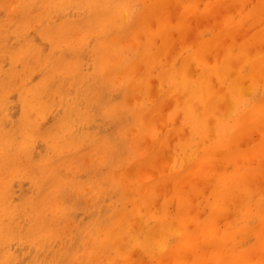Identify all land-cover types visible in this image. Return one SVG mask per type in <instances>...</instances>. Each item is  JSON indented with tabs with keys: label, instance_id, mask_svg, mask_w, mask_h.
I'll list each match as a JSON object with an SVG mask.
<instances>
[{
	"label": "bare ground",
	"instance_id": "1",
	"mask_svg": "<svg viewBox=\"0 0 264 264\" xmlns=\"http://www.w3.org/2000/svg\"><path fill=\"white\" fill-rule=\"evenodd\" d=\"M34 1V0H33ZM41 1V0H40ZM39 1V2H40ZM48 1V0H47ZM56 1V4H59V5H62V4H64V3H67L68 4V2L69 3H71V2H73V0H55ZM141 2H139L138 0H125V2L123 1V0H91L90 2H89V0H80L79 2H77V4L79 3L81 6H84L85 8V10L87 9V13H89V18L86 20V21H92V20H95L96 21V25H95V28H96V37H97V44H96V48L94 47V46H92V44H91V48H94L95 49V55H96V57L98 58L99 56L101 57L100 59L98 58H96L97 59V62H96V65L95 64H93L92 63V66L93 65H95V71L97 72V71H99V72H102V75L103 76H105V75H107V74H110L111 72H118L119 74L118 75H120L121 77H123V78H128V79H130L131 77H129V72H131V67H133L136 63H140V64H142L143 65V68L145 67V75H144V73H143V75H141V76H143V78L141 79V80H139V82L136 84V85H138L139 87H135L137 90H139V93L137 94H135V95H143L142 97H144L145 98V100H148L149 101V103H150V101L152 102V101H154V100H156V98L154 99V100H151V98H150V100L149 99H147L148 98V94H147V98L144 96L146 93H147V91L145 90L146 89V85H147V82L149 81V79L151 78L152 79V76H150V77H148L147 78V76L148 75H150V73H153L154 71L156 72V75H155V73L153 74V75H155V77H156V79H155V77H154V79H155V82L157 81L158 82V84L156 85L157 86V88H158V93L161 95V98L163 97L164 99L163 100H165V98H169V99H171V98H176L177 96H178V94L179 93H183V95L184 96H186V100H185V103H184V105H183V108H182V111H181V113L182 114H180L179 116H181L182 115V118L181 117H179V118H181L180 119V121H182L181 123H184V124H186L187 126H188V128H189V132H188V134H186V135H189L188 136V138L187 139H185L184 140V142L183 141H177L176 142V144H174V145H172V146H178V148H181L182 149V151H183V155H184V157L182 156L181 158H184L185 160H184V164H182L183 165V167H180V164H178V163H176V164H178L179 165V168H177V169H174L175 167H178V165H176L174 168L173 167H171V170H167L169 173H168V175L167 176H161V175H163V174H161V175H159V176H157L158 178L155 180L154 179V183H152L151 181H149V186L147 185V183H145V186H144V184H143V187L144 188H142V186H133V187H130V188H127V190H126V193H124V195L120 192V195H123L124 196V198H123V196H121L122 198H123V200L124 199H126L128 202H130V204H131V206L130 207H132L129 211H128V213H129V215L131 216V217H134V220L136 219V218H138V220H141L144 224H146V225H149L148 226V229L147 230H145L144 232H143V228H145V226H142V229H140V230H142V234L140 235V232L138 231V232H134V231H136L137 229H135L136 228V226H133L134 227V230H133V227H132V225L130 224V219H131V217H130V219H128V215H126L124 218H123V220H117V223H116V229H115V231H114V233H112L111 235H108V233L106 232V234L108 235V237H110V239L112 240V242H111V244L112 245H114V243H115V245H114V255H113V259L112 258H110V259H108V260H106L105 261V264H114L115 262L114 261H117V259H120V260H124V264H125V262H126V258L128 259V257L129 256H132L133 255V253L137 250V249H139L140 250V253H141V255H143L144 256V258L146 257V258H155V260H156V263L157 264H264V27H262V29L260 30V31H258V29L259 28H261V27H259V28H257V29H255L254 31H258V32H256V33H252V34H250V35H248V33L247 34H243V35H241V36H238V40H237V38H236V36L239 34V25H238V23L239 22H241V21H246V19H250V20H252L253 22H254V24L253 25H256V21H254L255 19L257 20V18H255V15L256 16H259L258 14H260V13H258L259 11H262L263 9H264V0H254L255 2L253 3V2H251L250 3V1L249 0H227V1H223V0H206V2L204 3V5H203V12H204V14L206 13V12H208V10H216V12L218 11L219 13H220V15L218 16L220 19H219V21H218V23H219V29H218V31H216V32H213V31H211L210 29V34H209V36L207 37V38H205V39H201V38H198L197 39V42H196V44L193 46V47H191L190 49H187L186 48V50H185V48H184V50H185V55H184V57L181 59V61H180V63H178L177 65L173 62V60L171 61L170 60V62H165V60L163 61V59H162V55L164 54V52L165 53H169V52H166V49H168V47H169V50L168 51H170L171 49V45H172V39H174V38H172L171 36H173L174 35V33H175V31L180 35H183L182 33H185L186 34V30H187V28H186V30H185V32H184V28H185V22H186V18L188 17V15H190V14H192V13H196V11H195V9H196V6L198 5L199 6V4L198 3H196V0H140ZM222 1V2H221ZM3 2H5V1H3ZM8 2V1H7ZM6 2V3H7ZM28 2V1H27ZM44 2V1H43ZM53 2V1H52ZM121 2L123 3V4H121ZM171 2H174V3H177L176 4V7L175 8H177V10H179V7L177 6V5H180V11H175L176 13L177 12H179L180 14L179 15H177V17H176V20H175V23H173V22H171L170 21V19L169 18H171V15L170 14H167V11H166V9H167V7H168V5L171 3ZM247 2H249V3H247ZM29 3H30V1H29ZM41 3V5H44V6H40L39 8H41L40 10H42V8L43 7H45V4L47 3L46 1L42 4V2H40ZM39 3V4H40ZM49 3H50V1H49ZM75 3H76V0H75ZM142 3V4H141ZM5 4V3H4ZM15 4V3H14ZM13 4V5H14ZM36 4H38V3H36ZM50 4H52V3H50ZM50 4H48L46 7H47V10H48V6H49V9L51 8L50 7ZM54 4V3H53ZM56 4H54V5H56ZM66 4V5H67ZM79 4H78V6H79ZM140 4V7H139V9H137V7H138V5ZM172 4V3H171ZM200 4H202V3H200ZM32 5V4H31ZM53 5V6H54ZM65 5V6H66ZM75 5V4H74ZM232 5V6H231ZM53 6H52V8H53ZM64 6V5H63ZM77 6V7H78ZM81 6H80V8H81ZM86 6H87V8H86ZM173 7L174 6V4L173 5H169V8L170 7ZM201 6V5H200ZM233 6H236V8H238L236 11H235V13H231L229 10L232 8L233 9ZM239 6V7H238ZM30 7H32V6H28V8H30ZM55 7V6H54ZM69 7V6H68ZM71 7H72V4H71ZM70 7V8H71ZM113 7L115 8V12H113V15H114V17H112V18H108V17H106V14H104V13H106V10H108L109 8H112L111 10H113ZM116 7H120V8H118V10H116ZM134 7H136V9H135V12L136 13H134L133 14V10H134ZM231 7V8H230ZM2 9L4 8L3 7V4H2V7H1ZM18 8V7H17ZM56 8V9H55ZM54 9H55V11L57 10V7H55ZM66 8V7H65ZM75 8V7H74ZM83 8V7H82ZM174 8V7H173ZM172 8V9H173ZM174 8V9H175ZM199 8L200 7H197V9L199 10ZM230 8V9H229ZM235 8V9H236ZM14 9H16V8H14ZM83 9V10H84ZM8 10V9H7ZM36 10H38V9H36ZM36 10H34V11H36ZM68 10V9H67ZM72 10V9H71ZM77 10V9H76ZM82 10V9H81ZM197 10V11H198ZM215 10L213 11V12H215ZM234 10V9H233ZM44 11H45V9H44ZM58 11V10H57ZM63 11H66V10H63ZM195 11V12H194ZM6 12V11H5ZM48 12V11H47ZM52 12H54L53 10H52ZM62 12V11H61ZM68 12V11H67ZM72 12V11H71ZM76 12V11H75ZM171 12V11H170ZM25 13H26V11H25ZM24 13V14H25ZM27 13H28V11H27ZM32 13V11L30 12V14ZM49 13H51V11L49 12ZM64 13V12H63ZM62 13V14H63ZM107 13H111V11L110 12H107ZM174 12L172 11L171 12V14H172V17L173 18H175L174 16H176V15H174L173 14ZM258 13V14H257ZM41 14V13H40ZM45 13H43V16H45L44 15ZM47 14V13H46ZM52 14V13H51ZM72 14V13H71ZM70 14V15H71ZM75 14V13H74ZM86 14V13H85ZM178 14V13H177ZM203 14V15H204ZM21 15V14H20ZM50 15V14H49ZM48 15V18L50 17V16H52L53 17V15H50L49 16ZM67 15H68V13H67ZM80 15H82V14H80ZM88 15V14H87ZM174 15V16H173ZM199 15V14H198ZM203 15H201V17L203 16ZM213 15V14H212ZM212 15H211V17H212ZM238 16V21H235L234 20V17L235 16ZM262 15V14H261ZM27 16V15H26ZM56 16V15H55ZM55 16L53 17V18H55ZM58 16V15H57ZM75 16H77V15H75ZM252 16H254V18L255 19H253V17ZM28 17V16H27ZM37 17V16H36ZM71 17V16H70ZM78 17H79V15H78ZM191 17V16H190ZM218 17H216V18H218ZM252 17V18H251ZM64 18V17H63ZM74 17H72V19H73ZM172 18V19H173ZM192 18H193V15H192ZM192 18H191V21H192ZM197 18V17H196ZM210 18V17H209ZM208 18V19H209ZM261 18L262 17H260L259 16V19H260V21H261ZM5 18H2V20H4ZM47 19V18H46ZM62 19V18H61ZM75 19H77L76 17H75ZM82 19H86V18H82ZM82 19H79L78 21H79V23H81V22H83V20ZM129 19H131V21H132V23L129 25L128 24V22L130 21ZM258 19V20H259ZM1 20V19H0ZM11 20V19H10ZM21 20V16H20V19L18 20V22ZM25 20V19H24ZM37 20H38V17H37ZM37 20H36V22H37ZM80 20H81V22H80ZM201 20V19H200ZM200 20H199V22H200ZM206 20H207V18H206ZM249 20V21H250ZM257 20V21H258ZM262 20H264V18L262 19ZM12 21V20H11ZM15 21H17V20H15ZM46 21V20H45ZM45 21H41V23L40 24H43L42 22H44V26H45ZM62 21V20H61ZM72 21H74V20H72ZM173 21V20H172ZM189 21H190V19H189ZM189 21L187 22L188 24H189ZM190 21V22H191ZM208 21V20H207ZM251 21V22H252ZM260 21H258V22H260ZM22 22V21H21ZM28 22V21H27ZM39 22V21H38ZM52 22V21H51ZM54 22H56V21H54ZM68 22H70V20L68 19ZM67 22V23H68ZM75 22H77L76 20H75ZM257 22V24H260V23H258ZM7 23H9V22H7ZM6 23V24H7ZM22 23H24L25 24V22H22ZM48 23H49V21H48ZM71 23V22H70ZM79 23H76V24H78L79 25ZM192 23V22H191ZM209 23V22H208ZM248 23V22H247ZM250 23V22H249ZM248 23V24H249ZM4 24V23H3ZM14 25H12V27L13 26H15V22L13 23ZM18 24V23H17ZM28 24V23H27ZM51 23H49V25H50ZM64 23H62V25H63ZM75 24V25H76ZM154 24V26H153V29H152V25ZM196 24V23H195ZM198 24V23H197ZM242 24H243V22H242ZM252 24V23H251ZM0 25H1V23H0ZM57 25V24H56ZM56 25L54 24L53 25V27H54V30H55V27H56ZM65 25H66V23H65ZM65 25H63L64 27H65ZM72 25H74V24H71V26ZM192 25V24H191ZM191 25H188V26H191ZM252 25V26H253ZM4 26V25H3ZM39 26V25H38ZM48 26V25H47ZM62 26V27H63ZM70 26V25H69ZM70 26V27H71ZM246 26V25H245ZM245 26H243L242 25V28H244ZM249 26V25H248ZM248 26H246V28H250V27H252L251 25H250V27H248ZM264 26V25H263ZM12 27L10 28V27H8L7 29L8 30H12ZM17 27V26H16ZM20 27V26H19ZM22 27V26H21ZM30 27H32V26H29V28ZM61 27V26H60ZM60 27H59V29H57V30H59L60 32H61V30H60ZM61 27V28H62ZM76 27H77V25H76ZM211 27V26H210ZM209 27V28H210ZM28 28V29H29ZM48 28H51V27H49L48 26ZM69 28V27H68ZM73 28H75L74 26H73ZM92 28V27H91ZM212 28H213V26H212ZM2 29V28H1ZM16 29V28H15ZM41 29H42V25H41ZM47 29V28H46ZM66 29V28H65ZM94 29V28H93ZM202 29H203V27H202ZM208 29V28H207ZM245 29V28H244ZM16 30H18V29H16ZM26 30V29H25ZM32 30V29H31ZM75 30V29H74ZM74 30H72L73 32H74ZM78 30V32L79 33H81L82 31H79V29H77ZM92 29H90V31H91ZM206 30V29H205ZM205 30H203L204 32H205ZM1 31H6V26H5V29H4V27H3V29L1 30ZM41 31H44V30H40V32ZM69 31V30H68ZM67 31V33H69ZM84 32H85V30H83ZM174 31V32H173ZM182 31V32H181ZM207 32H208V30H206ZM250 31H253V30H250ZM4 32H2V33H4ZM7 32V31H6ZM6 32L4 33L5 35H8V34H6ZM14 32V31H13ZM29 31H27V33H28ZM31 32H33V30L31 31ZM30 32V33H31ZM51 32H53L52 30H51ZM54 32H56V30L54 31ZM65 32L66 31H64V34H65ZM188 32H189V30H188ZM187 32V33H188ZM194 32V31H193ZM243 32V31H242ZM242 32H241V34H242ZM244 32H246V31H244ZM2 33H0V34H2ZM9 33H10V31H9ZM34 33V32H33ZM32 33V34H33ZM48 33H50V32H46V34L48 35ZM62 33V32H61ZM61 33H59L58 35H60ZM77 33V32H76ZM76 33H74V34H76ZM83 33V32H82ZM91 34L93 33V32H90ZM200 33V31L197 33V34H199ZM25 34H26V32H25ZM31 34V35H32ZM46 34L44 35V32H43V35L44 36H46ZM63 34V33H62ZM61 34V35H62ZM63 34V35H64ZM196 34V35H197ZM205 34V33H204ZM11 35H13V34H11ZM23 35H24V33H23ZM23 35H21V37L23 36ZM39 35V34H38ZM40 35H41V33H40ZM50 35H51V33H50ZM55 35H57V34H55ZM60 35V36H61ZM61 36V38L63 37L64 38V36ZM71 35H72V32H71ZM84 35H86V34H82L81 36H82V40H84V38H83V36ZM181 35H180V37L178 38L179 39V43H180V38H181ZM201 36H202V34H200ZM207 35V34H206ZM27 37L26 38H29L28 37V35H26ZM34 36V35H33ZM32 36V38H34ZM42 36V35H41ZM44 36L43 37H41V38H44ZM52 36H54V35H52ZM52 36H51V39H53L52 38ZM190 36H191V34H190ZM0 37H1V35H0ZM8 37V36H7ZM13 36H11L10 38H12ZM16 37H18V36H16ZM66 37H69L68 35L66 36ZM65 37V39L66 40H68V38H66ZM91 37V36H90ZM188 37V38H187ZM187 41H188V39H189V36L187 35ZM191 37H193V36H191ZM190 37V38H191ZM206 37V36H205ZM19 38V37H18ZM56 36H54V39L53 40H56V39H59V36H58V38H56ZM73 38V37H72ZM72 38H70V39H72ZM7 39V38H6ZM13 40H15L14 38H12ZM20 39V38H19ZM47 39V38H46ZM70 39H69V41H70ZM76 39H78L77 37H76ZM76 39H75V41H76ZM80 39H81V37H80ZM80 39H79V41H80ZM182 39H185L184 38V36H183V38ZM181 39V42L183 41ZM2 40V39H1ZM1 40H0V43H1ZM9 40V39H8ZM33 40V39H32ZM41 40V39H40ZM43 40V39H42ZM44 40H45V38H44ZM50 40V39H49ZM48 40V41H49ZM59 40H61V41H63L62 39H59ZM65 40V41H66ZM177 40V39H176ZM6 40H4V42H5ZM9 41H12V40H9ZM16 41H18V39L16 40ZM22 41V40H21ZM24 41V40H23ZM26 41V40H25ZM174 41V40H173ZM186 41V42H187ZM29 42H31V41H29ZM33 42V41H32ZM42 42V41H41ZM53 42V41H52ZM58 42V41H57ZM66 42H68V41H66ZM123 42H125L126 44L125 45H123L124 43ZM184 42V41H183ZM193 42V41H192ZM192 42H190V43H192ZM6 43V42H5ZM4 43V44H5ZM21 43H23V42H21ZM26 43H28V41H26ZM26 43H24V46L26 45ZM33 43H35V42H33ZM56 43V42H55ZM70 43L71 44H73V45H69V46H72V48L74 49V48H76L74 45V43H77V42H74L73 41V43H72V41H70ZM81 43V42H80ZM88 43V42H87ZM90 43H92V41H90ZM173 43H175V41L173 42ZM190 43H188V44H186V45H188V46H190L189 44ZM7 44V43H6ZM5 44V45H6ZM8 44H10V42L8 43ZM37 44V43H36ZM52 44V43H51ZM50 43L48 44V45H51ZM60 44H66V43H61L60 42ZM59 44V45H60ZM68 44V43H67ZM67 44H66V46H67ZM16 45V44H15ZM17 45H19V47H20V43L19 44H17ZM58 45V44H57ZM78 45H79V42H78ZM107 45H109V49H111V51H114V53H116L115 51L118 49V46L119 47H121L122 49H123V47L122 46H126V47H128V49H130V51L132 50V51H134L133 49H135V51H134V53H131L132 54V57L134 58V60H133V62H132V64H131V67L128 65L127 66V63H124V62H118V66H116V67H111V66H108L107 64H106V62L104 63L103 61H104V59H106V57H107V52H106V46ZM175 45V44H174ZM177 45V44H176ZM185 45V46H186ZM28 46V45H27ZM31 46V45H30ZM42 45H40V47H41ZM53 46H54V44H53ZM52 46V47H53ZM56 46V45H55ZM74 46V47H73ZM173 46V45H172ZM4 47V46H3ZM2 47V48H3ZM7 47V46H6ZM18 47V48H19ZM26 47V46H25ZM37 47V46H36ZM52 47L51 48H49V50L51 49V50H53L52 49ZM61 47V46H60ZM86 47H88L89 48V46H86ZM116 47V48H115ZM7 48H9V49H11L10 47H7ZM6 48V49H7ZM23 48V46L21 45V49ZM39 48V47H38ZM42 48V47H41ZM54 48V47H53ZM69 48H71V47H69ZM91 48H90V50H91ZM5 49V50H6ZM14 49H16V46H14ZM14 49L12 48L11 50H13L14 51ZM20 49V50H21ZM24 49V48H23ZM22 49V51H24ZM35 49V48H34ZM93 49V50H94ZM126 50V51H129V50ZM10 50V51H11ZM18 50V53H17V51H15L16 53H14V54H20L21 52H19V49H17ZM46 50V49H45ZM48 50V49H47ZM55 50V49H54ZM67 50L69 51V49L67 48ZM87 50V49H86ZM42 51V50H41ZM111 51H109L110 53H111ZM131 51V52H132ZM179 51H182V50H178V52ZM1 52V51H0ZM8 52V51H7ZM6 52V53H7ZM31 52V51H30ZM29 52V53H30ZM53 52V51H52ZM55 52V51H54ZM80 52V51H79ZM108 52V53H109ZM118 52V51H117ZM123 53H124V51H122ZM178 52H177V54H178ZM10 53H12V51L10 52ZM23 53H25V52H23ZM40 54L41 55V53H40V51L39 52H37V54ZM88 53V52H87ZM118 53H120V52H118ZM126 53V52H125ZM128 53V52H127ZM130 53V52H129ZM180 53V52H179ZM3 54H4V51H3ZM12 55V54H10V55H12L13 56V58H14V56L15 55ZM22 54V53H21ZM51 54H54V53H51ZM51 54H50V56H51ZM177 54H176V56H177ZM7 55H9V53H7ZM8 56V58L9 57H11V56ZM48 56H49V53L47 54ZM61 55V54H60ZM111 55V54H110ZM114 55V54H113ZM120 55V58L122 57L121 56V54H118V56ZM172 55V54H171ZM1 56V55H0ZM4 56V55H3ZM39 56V55H38ZM42 56H43V58L45 57V59H46V56H44V54H43V52H42ZM48 56H47V58H48ZM54 56H55V54H54ZM56 56H58L57 54H56ZM77 56V55H76ZM115 56H116V54H115ZM124 56V55H123ZM176 56H174L175 58H176ZM2 57V56H1ZM26 57H28V56H26ZM61 57H62V55H61ZM64 57V56H63ZM112 57V56H111ZM110 57V58H111ZM6 58V57H5ZM8 58H6V59H8ZM12 58V59H13ZM67 58V57H66ZM83 58V57H82ZM109 58V59H110ZM112 58H114V57H112ZM169 58V57H168ZM168 58H167V60H168ZM15 59H17V58H15ZM28 59V58H27ZM27 59H26V61H27ZM40 59V58H39ZM48 59H50V58H48ZM48 59H46V60H48ZM64 59H65V57H64ZM69 59V58H68ZM21 59H18V61L19 62H21L20 61ZM22 60L24 61V58H22ZM71 60V59H70ZM76 60V59H75ZM83 60V59H82ZM86 60H88V59H86ZM86 60H85V63H86ZM130 60V59H129ZM129 60H127V61H129ZM8 61H9V59H8ZM7 61V62H8ZM13 61H15V60H13ZM12 61V63H13V66H11V67H14V63L16 64V62H13ZM17 61V60H16ZM26 61H24V62H26ZM34 61V60H33ZM52 61V60H51ZM58 61H59V59H58ZM62 60L60 59V62H61ZM72 62H70V63H73V61L74 60H71ZM90 61V60H89ZM110 61H111V59H110ZM124 61V60H123ZM126 61V60H125ZM164 63H163V62ZM18 62V63H19ZM24 62H22V63H24ZM42 62H43V60H42ZM53 62V61H52ZM67 62H68V64H69V61L68 60H66V62L64 63V61H63V63L61 62V66H63V68H62V70H65L66 68L64 67V65H67ZM78 62V61H77ZM91 62V61H90ZM112 62H113V59H112ZM112 62H109V64L110 63H112ZM9 63H11V61H9ZM8 63V64H9ZM44 63V62H43ZM46 63V62H45ZM57 63H59V62H57ZM82 63H83V61H82ZM1 64V63H0ZM26 64V63H25ZM25 64H23L24 66H25ZM28 64H31V63H28ZM62 64H64V65H62ZM74 64V63H73ZM88 64V63H87ZM114 64V63H113ZM138 64H137V66H138ZM10 65H12V64H10ZM17 65V64H16ZM15 65V66H16ZM1 66V65H0ZM22 66V65H21ZM26 66H27V64H26ZM46 66H48V65H46ZM59 66H60V63H59ZM75 66V65H74ZM85 66V65H84ZM87 66V65H86ZM85 66V67H86ZM2 67H3V65H2ZM6 67V66H5ZM5 67H3L5 70H6V68ZM7 67H8V65H7ZM11 67H9V68H7V69H12ZM20 67V66H19ZM29 67V66H28ZM69 67V66H68ZM83 67V66H82ZM85 67H84V69H85ZM128 67H130L129 69H128ZM141 67V66H140ZM139 67V68H140ZM156 67H159V70L156 68ZM1 68V67H0ZM14 68H18V67H14ZM13 68V69H14ZM26 68V67H25ZM38 68V67H37ZM54 68V67H53ZM52 68V69H53ZM70 69H71V67H69ZM91 68V67H90ZM142 67H141V70L143 69ZM155 68H156V70H158V71H156L155 70ZM192 68H196V69H198V70H196L197 72L195 73V74H193V69ZM15 69V70H16ZM19 69V68H18ZM20 69H23V67H21ZM59 69V68H58ZM93 68H91L90 70H92ZM136 69V68H135ZM135 69H133V71H132V73L133 72H135ZM1 70H3V69H1ZM4 70V71H5ZM8 70V71H9ZM24 70V69H23ZM59 70H61V69H59ZM59 70H57L56 69V72L57 71H59ZM141 70L139 71V69L136 71V72H141ZM154 70V71H153ZM13 71V70H12ZM12 71H9V72H3L4 74H7V75H11V73H13ZM47 71V70H46ZM48 71H49V69H48ZM46 72V73H48V75H50L52 72V70L50 71L51 73H49V72ZM53 71H55V70H53ZM74 71V70H73ZM80 71V70H79ZM83 71V70H82ZM14 72H16V71H14ZM45 71H43V73H44ZM55 72V73H56ZM64 72L65 71H62V74H64ZM67 72V71H66ZM69 72V71H68ZM66 73V74H69V73ZM71 72V71H70ZM77 72V71H76ZM94 72V71H93ZM135 72V73H136ZM191 72H192V74H191ZM33 73V72H32ZM43 73L40 75V76H43ZM57 73H59V72H57ZM56 73V74H57ZM132 73H131V75H132ZM16 74H17V72H16ZM31 74V73H30ZM28 75L29 77H31V75ZM53 74V73H52ZM61 74V73H60ZM81 75H82V73H80ZM137 74V73H136ZM10 75H9V77H10ZM12 75H14V73L12 74ZM90 75H92V74H90ZM130 75V76H131ZM133 75H134V73H133ZM152 75V74H151ZM4 76V75H3ZM2 76V77H3ZM44 76H45V74H44ZM47 76V75H46ZM46 76H45V78L44 79H46ZM58 76V75H57ZM56 76V77H57ZM79 76V75H78ZM141 76L139 75V78H141ZM9 77L8 78H6V79H9ZM51 77H52V75H51ZM61 77V76H60ZM77 77V76H76ZM79 77H81L82 78V76H79ZM87 77V76H86ZM133 77V76H132ZM135 77V76H134ZM133 77V79H135ZM146 77V78H145ZM15 78V77H14ZM47 78H49V77H47ZM59 78V77H58ZM62 78V77H61ZM72 78H74V77H71V79ZM84 78V77H83ZM82 78V79H83ZM95 78V77H94ZM117 78H118V76H117ZM126 78H125V80H126ZM136 78H138V77H136ZM138 78V79H139ZM5 78H2V80H4ZM6 79H5V81H6ZM19 79V78H18ZM40 79V81H44V79L43 80H41L42 79V77L41 78H38L37 79V81ZM53 79V78H52ZM69 79V81H70V78H68ZM68 79H67V82H69L68 81ZM76 79V78H75ZM114 79V78H113ZM116 79V78H115ZM132 79V78H131ZM146 79H148L147 81H146ZM158 79V80H157ZM1 80V81H2ZM28 80H30L29 78H28ZM32 80V79H31ZM137 80V79H136ZM135 80V81H136ZM12 81V80H11ZM34 80H32V82H33ZM58 81L59 82H61L59 79H58ZM58 81H56V82H58ZM79 81H81V80H79ZM83 81V80H82ZM118 81V80H117ZM134 81V80H133ZM133 81H131V83L133 82ZM8 82H10V81H8ZM14 82V81H13ZM31 82V81H30ZM31 82V83H32ZM41 82V83H42ZM63 82V81H62ZM65 82V81H64ZM83 82H85V81H83ZM124 82V81H123ZM150 82H152V81H150ZM0 83H3V82H0ZM20 83V82H19ZM45 82H43V84H44ZM55 83V82H54ZM79 83V82H78ZM95 83H97L96 81H95ZM121 83V82H120ZM154 85H151V87H153L154 88V86H155V84L156 83H154V82H152ZM26 84V83H25ZM28 84V83H27ZM37 84H40V83H37ZM42 84V85H43ZM48 83L46 82V85H47ZM55 84H57V83H55ZM65 84H69V83H65ZM133 84V83H132ZM150 84V83H149ZM2 84H0V86H1ZM5 85V84H4ZM45 84H44V86H46ZM71 85H72V83H71ZM70 85V86H71ZM84 85V84H83ZM129 85V84H128ZM135 84H133V85H131L130 84V86H128V88L129 87H131V86H134ZM22 86V85H21ZM25 86H27V85H25ZM29 86V85H28ZM27 86V87H28ZM31 87H32V85H30ZM35 86V85H34ZM49 86V85H48ZM150 86V85H149ZM53 88L55 87L54 85L52 86ZM64 87V86H63ZM121 87H123V86H121ZM150 87V88H151ZM6 88V87H5ZM5 88H3V89H5ZM20 88V87H19ZM19 88H17V89H19ZM29 88V87H28ZM28 88H27V90H28ZM139 88V89H138ZM149 88V89H150ZM164 88V89H163ZM2 89V90H3ZM10 89H14V88H9V90ZM21 89H24V88H21ZM42 89V88H41ZM41 89H39L38 88V90H40V91H42ZM52 89V88H51ZM58 89H59V87H58ZM77 89V88H76ZM130 89V88H129ZM133 89V88H132ZM131 89V90H132ZM136 89H135V91H136ZM141 89V90H140ZM142 89H143V91H144V94L143 93H141L140 91H142ZM152 89V88H151ZM8 90V91H9ZM27 90H26V92H27ZM49 90V89H48ZM53 90V89H52ZM17 91V90H16ZM30 91V90H29ZM135 91H133V92H135ZM19 92H21V90L19 91L18 90V94H19ZM52 92V91H51ZM60 92H61V90H60ZM146 92V93H145ZM40 93H42V92H40ZM58 93V92H57ZM56 93V94H57ZM66 93V92H65ZM73 93H74V91H73ZM72 93V94H73ZM156 93V92H155ZM178 93V94H177ZM18 94H17V100H19V96H18ZM20 94H23V93H20ZM26 94V93H25ZM24 94V96H27V94H29V92H27V94L25 95ZM48 94V93H47ZM72 94H66V95H72ZM75 94V93H74ZM77 94V93H76ZM127 94V93H126ZM153 94V93H152ZM159 94H158V96H159ZM8 95V94H7ZM49 95V94H48ZM64 95V94H63ZM130 95V94H129ZM141 95H140V98H141ZM9 96V95H8ZM14 96V95H13ZM30 96H31V99H33V96L35 97V95H31L30 94ZM29 96V97H30ZM39 96V95H38ZM45 96V95H44ZM47 96V95H46ZM51 96V95H50ZM131 96V95H130ZM151 96V95H150ZM4 97V96H3ZM132 97V96H131ZM137 98L139 97V96H136ZM136 97L134 96V99L135 100H133V101H130V100H132L133 99V97H132V99L130 98V100H129V102H134L135 103V101H136V103H138V101L136 100ZM36 98V100L38 99L37 98V96L35 97ZM34 98V99H35ZM51 98H52V96H51ZM61 98V97H60ZM119 98V97H118ZM117 98V99H118ZM128 98V99H129ZM143 98V99H144ZM160 98V97H159ZM160 98V99H161ZM178 98V97H177ZM180 98H182V97H180ZM180 98H178V99H180ZM23 99V102H22V104L24 103V108L25 107H27V108H31L32 107V105H31V102H30V100L28 99V100H25V98H22ZM33 99V100H34ZM62 99V98H61ZM67 96H66V101H67ZM72 99V98H71ZM74 99V98H73ZM85 99H87V98H85ZM127 99V100H128ZM184 98H182V100H183ZM8 100H9V98H8ZM12 100V99H11ZM10 100V101H11ZM25 100V101H24ZM70 100V98L68 99V101ZM121 100V99H120ZM139 100V99H138ZM181 100V101H182ZM65 101V102H66ZM87 101V100H86ZM122 101V100H121ZM157 101V100H156ZM155 101V102H156ZM159 101V100H158ZM161 101V100H160ZM159 101V102H160ZM45 102V101H44ZM48 102H50V101H48ZM73 102H75V101H73ZM73 102H72V104H73ZM128 102V101H127ZM129 102H128V104H129ZM147 102V101H146ZM154 102V103H155ZM176 102V103H175ZM177 102H179V100L178 101H172V103H175L176 105H177ZM8 104H9V102H7ZM40 103H41V99L39 98V101L37 100V103L35 104V105H33V106H39L40 105ZM61 103H62V101H61ZM93 103V102H92ZM91 103V104H92ZM116 103V102H115ZM142 101H141V103H140V105H138L140 108H141V106H142ZM157 103V102H156ZM155 103V104H156ZM169 103V102H168ZM171 103V104H172ZM183 103V102H182ZM11 104V103H10ZM69 104V103H68ZM117 104V103H116ZM118 104H120V103H118ZM122 102H121V107H122ZM128 104H126V106L128 105ZM155 104H153V106L155 105ZM162 103H160V105H161ZM170 104V105H171ZM175 104H174V107H176V108H178V106H175ZM181 104V103H180ZM179 104V105H180ZM12 105V104H11ZM55 105H57V104H55ZM55 105H54V107H55ZM58 105H60V102L58 101ZM57 105V106H58ZM62 105H63V103H62ZM62 105H61V107H62ZM71 105V104H70ZM81 105V104H80ZM80 105H78V106H80ZM137 105V104H136ZM145 107H148L147 105H149V104H143ZM166 105V104H165ZM167 105H169V104H167ZM166 105V106H167ZM169 105V106H170ZM182 105V104H181ZM23 106V105H22ZM31 106V107H30ZM42 106V105H41ZM40 106V107H41ZM53 106V105H52ZM82 106V105H81ZM112 106H113V104H112ZM129 106H131V104H129L128 105V107ZM135 106V105H134ZM133 106V107H134ZM151 106H152V104H151ZM158 107V105L156 104L155 105V108H153V109H156L157 107ZM165 106V107H166ZM169 106H167V109H168V107ZM5 107V106H4ZM7 107H9V106H7ZM6 107V108H7ZM40 107H38V108H40ZM64 107H65V105H64ZM83 107V106H82ZM106 107V106H105ZM104 107V108H105ZM117 107H119V105L117 106ZM117 107H115L116 109H117ZM128 107H127V109H128ZM132 107V108H133ZM137 109L133 112V116H134V118L135 119H137V123H138V125H139V127H140V132H139V136H141V135H148V138L150 137V139H152V137H153V134H156L155 132H154V125H153V123H152V118L150 117V116H147L146 114L148 113H146V111H145V114L141 111L140 112V109H139V107H137V106H135ZM171 107V106H170ZM174 107H172L173 108V110L175 109ZM23 108V107H22ZM36 108V107H35ZM35 108L33 107V110H31V111H34L35 110ZM38 108H37V112H39L38 111ZM41 108H44V107H41ZM40 108V109H41ZM46 108V107H45ZM67 108V107H66ZM120 108V107H119ZM131 108V109H132ZM151 108V107H150ZM149 108V109H150ZM180 109H181V107H179ZM20 109H21V107H20ZM50 109L51 108H49V110L48 111H50ZM114 109V108H113ZM121 109V108H120ZM135 109V108H134ZM149 109H147V110H149ZM158 110L160 109V108H157ZM156 109V110H157ZM162 109V108H161ZM164 109H166V108H164ZM170 109V108H169ZM6 110V109H5ZM5 110H3V111H5ZM22 110H24V109H22ZM56 110L59 112V108H56ZM103 110V109H102ZM115 110V109H114ZM113 110V111H114ZM129 110V109H128ZM179 110V109H178ZM7 111V110H6ZM21 111V110H20ZM19 111V112H20ZM36 111H34V112H36ZM46 111V110H45ZM66 111V110H65ZM64 111V112H65ZM122 111V110H121ZM120 111V112H121ZM151 111V110H150ZM167 111V110H166ZM166 111H163V113L164 112H166ZM176 111V110H175ZM10 113V112H9ZM21 113H22V111H21ZM19 114L20 115V119H21V116H23V119H21V121L22 120H24V121H22L23 123L25 122V120L26 119H24V117L25 118H28V117H26L25 115H22V114ZM53 113H55V109H54V111H53ZM71 113V112H70ZM115 113H117L116 111L114 112V114ZM162 113V112H161ZM162 113V114H163ZM170 113V112H169ZM176 114L177 115V113L176 112H173L172 114ZM178 113H179V111H178ZM7 114V113H6ZM16 114V113H15ZM14 114V115H15ZM30 114V113H29ZM35 114V113H34ZM38 114V113H37ZM44 114V111H43V113H42V111H41V115H43ZM50 114H52V113H50ZM75 114V113H74ZM131 114V113H130ZM11 115V114H10ZM17 115V114H16ZM77 115V114H76ZM116 115L118 116V113L117 114H115L114 116L116 117ZM122 115V114H121ZM124 115V114H123ZM171 115V114H170ZM9 116V115H8ZM55 116V115H54ZM71 116H73V115H71ZM95 116V115H94ZM113 116V117H114ZM127 116H128V114H127ZM126 116V117H127ZM156 116H159L158 114H156L154 117H156ZM166 116V115H165ZM175 115H173V117H174ZM14 117H16V116H14ZM44 117V116H43ZM42 116H40V121L42 120V119H44ZM47 117V116H46ZM85 117V116H84ZM123 117V116H122ZM172 117V115L170 116V118ZM173 117H172V119H173ZM32 118V117H31ZM33 118H34V116H33ZM36 118V117H35ZM64 118H66V117H64ZM120 118V117H119ZM128 118H129V116H128ZM127 118V119H128ZM132 118V117H131ZM159 118H161V117H159ZM169 118V117H168ZM175 118V117H174ZM96 119V118H95ZM114 119V118H113ZM155 119V118H154ZM164 119V118H163ZM176 119H177V116H176ZM19 120V119H18ZM33 120V119H32ZM35 120V119H34ZM38 120V121H39ZM64 120V119H63ZM129 120V119H128ZM168 120H170V119H168ZM167 120V121H168ZM98 121H100L99 119H98ZM166 121V122H167ZM174 121V120H173ZM179 121V122H180ZM11 122H14V121H11ZM17 122V121H16ZM15 122V123H16ZM28 122H30V120L28 121ZM54 122V121H53ZM58 122V121H57ZM96 122V121H95ZM170 122H172V121H170ZM178 122V123H179ZM25 123H27V122H25ZM37 123V122H36ZM52 123V122H51ZM56 123V121L54 122V123H52V124H55ZM131 123V122H130ZM133 123H134V120H133ZM155 123V122H154ZM168 123H169V121H168ZM181 123H179L180 125H181ZM45 124H48V122L47 123H45ZM49 124H50V121H49ZM58 124V123H57ZM98 124V123H97ZM135 124V123H134ZM134 124H133V126H134ZM160 124V123H159ZM21 125V124H20ZM86 125V124H85ZM137 124L133 127L132 126V124H131V126H130V124L127 126V127H132L133 129H134V132H135V129H136V127L138 126ZM157 125V124H156ZM8 126V125H7ZM19 126V125H18ZM22 126H24V124L22 125ZM45 126H47V125H45ZM61 126V125H60ZM81 126H82V124H81ZM98 126V125H97ZM160 126H161V124H160ZM173 126V125H172ZM42 127V126H41ZM48 127H49V125H48ZM56 127V126H55ZM78 127V126H77ZM102 127V126H101ZM126 127V128H127ZM157 127V126H156ZM169 127L170 126H168L167 127V129H169ZM181 127V126H180ZM184 127H186L185 125H184ZM2 128V127H1ZM6 128V127H5ZM19 128V127H18ZM27 128V127H26ZM43 128V127H42ZM91 128V127H90ZM106 128V127H105ZM115 128H117L116 126H115ZM115 128H114V130H115ZM126 128H124L123 130H125ZM187 128V127H186ZM45 129H47V127L45 128L44 127V130ZM55 129V128H54ZM53 129V130H54ZM72 129V128H71ZM85 129H86V127H85ZM95 129V128H94ZM96 129H97V127H96ZM118 129V128H117ZM166 129V128H165ZM166 129V130H167ZM178 129V128H177ZM182 129V128H181ZM27 130V129H26ZM43 130V129H42ZM48 130H50L49 128H48ZM63 130V129H62ZM79 130H81V129H78L77 131H79ZM103 130H105L104 128H103ZM122 130V131H123ZM126 130H128V128L126 129ZM156 130V129H155ZM176 130V129H175ZM183 130V129H182ZM181 130V131H182ZM10 131V130H9ZM16 131V130H15ZM32 131V130H31ZM39 131V130H38ZM75 131V130H74ZM73 131V132H74ZM76 131V132H77ZM131 131V130H130ZM160 132H161V129L159 130ZM159 131H157L156 130V132H159ZM168 131V130H167ZM180 131V130H179ZM178 131V132H179ZM185 131H186V129H185ZM1 132H3V130L1 131ZM28 133H29V130L27 131ZM36 132V131H35ZM42 132V131H41ZM41 132H38V133H41ZM47 132V131H46ZM51 130H50V134H51ZM83 132V131H82ZM101 132H103V131H101ZM113 132V131H112ZM127 132V131H126ZM126 132H125V134H126ZM170 133L172 132V130L171 131H169ZM177 132V133H178ZM182 132H184V131H182ZM19 133V132H18ZM22 134L24 133L25 134V132L23 131V132H21ZM47 133H49V131L47 132ZM54 133V132H53ZM52 133V135H54ZM56 133V132H55ZM79 133V132H78ZM84 133V132H83ZM82 133V134H83ZM94 133V132H93ZM128 134H130L129 132H127ZM133 133V132H132ZM162 133V132H161ZM168 133V132H167ZM186 133H187V131H186ZM1 134V133H0ZM60 134V133H59ZM81 134V135H82ZM108 134V133H107ZM118 134V133H117ZM174 134H175V132H174ZM173 134V135H174ZM1 135H3V134H1ZM12 135H14V134H12ZM16 135H18V134H16ZM32 135H34V133L32 134ZM32 135H31V137H32ZM52 135H50V138L52 137ZM96 135V134H95ZM94 135V136H95ZM106 135V134H105ZM137 135V134H136ZM135 135V136H136ZM165 135V130H164V133H163V136ZM170 135V134H169ZM168 135V136H169ZM182 135V134H181ZM20 136H22L21 134H19V138H20ZM24 136V135H23ZM35 137H36V135H34ZM37 136H39L40 137V135L38 134ZM127 136V135H126ZM133 135L131 134L129 137L131 138ZM156 136H157V134H156ZM178 136H180V135H178ZM182 136H184V134L182 135ZM1 137V136H0ZM17 137V136H16ZM30 137V136H29ZM34 137V138H35ZM47 137V134L45 135V137H43V139L42 140H44V143L46 144V140L48 139H45ZM85 137V136H84ZM134 137V136H133ZM137 137V136H136ZM171 137H173V139H174V137L175 136H171ZM177 137V136H176ZM175 137V138H176ZM185 137H187V136H185ZM38 138V137H37ZM49 138V139H50ZM79 138H80V136H79ZM82 138V137H81ZM127 138V137H126ZM140 138H142V137H140ZM153 138H155V137H153ZM158 138H161V140H162V138H164V137H158ZM157 138V139H158ZM169 138V137H168ZM181 138H183V137H181ZM180 138V139H181ZM4 139V138H3ZM22 138H20V140H21ZM52 139V142H53V137L51 138ZM50 139V140H51ZM56 139V138H55ZM125 139V138H124ZM134 139H135V137H134ZM145 139V138H144ZM147 139V138H146ZM178 139H179V137H178ZM2 140V139H1ZM6 140V139H5ZM5 140H3L4 142H5ZM36 140V139H35ZM49 140V141H50ZM69 140V139H68ZM123 140V139H122ZM130 140L131 139H129V143H130ZM140 140V139H139ZM171 140V138L169 139V141ZM175 140V139H174ZM174 140H172V141H174ZM176 140H177V138H176ZM48 141V142H49ZM142 141V140H141ZM151 141V140H150ZM149 141V142H150ZM12 142H14V140L12 141ZM42 141H40V143H41ZM59 142V143H58ZM57 143L60 145V142L61 141H58ZM126 142V141H125ZM124 142V143H125ZM148 142V143H149ZM163 142V141H162ZM10 143V142H9ZM35 143V142H34ZM33 143V144H34ZM120 143H122V141L120 142ZM129 143H127V145L129 144ZM153 143V142H152ZM160 144V140L159 141H157L156 142V144ZM165 143H167V141L165 142ZM2 144V143H1ZM21 144H22V142L20 141V146H21ZM97 145L99 144V142L97 141V143H96ZM133 144H135L136 146H137V144L138 143H133ZM155 144V145H156ZM172 144V143H171ZM15 145V144H14ZM17 145H19V141H18V143H17ZM17 145H15L13 148H15V150L17 151L18 150V152H19V150H20V148L23 146V144H22V146L21 147H18ZM28 145V144H27ZM41 145H43V143H41L40 144V146ZM52 145V144H51ZM120 145V144H119ZM126 145V146H127ZM140 145V144H139ZM8 146V145H7ZM9 146H10V144H9ZM12 146H13V144H12ZM39 146V147H40ZM46 145H44V147H45ZM52 146H54V144L52 145ZM105 146V145H104ZM129 146V145H128ZM128 146L126 147V148H128ZM143 145H141V147H139L140 148V151L144 148V146L142 147ZM157 146V145H156ZM161 146H163V144L161 145ZM160 146V147H161ZM164 146H165V150H166V146L167 145H165L164 144ZM2 147H3V145H2ZM18 147V148H17ZM24 147V146H23ZM22 147V148H23ZM48 147V146H47ZM95 147H97V146H95ZM150 147H152V146H150ZM158 147V146H157ZM159 147V148H160ZM7 148V147H6ZM33 148H34V146H33ZM46 148V147H45ZM44 148V149H45ZM131 148V147H130ZM134 147H132V149H133ZM142 148V149H141ZM162 148V147H161ZM176 148V147H175ZM2 148L0 147V150H1ZM11 149V148H10ZM24 149V148H23ZM22 149V150H23ZM26 149H28V148H26ZM32 148H30V150H31ZM43 149V150H44ZM47 149H49V147L47 148ZM46 149V151H47V153H48V150ZM103 149V148H102ZM104 149H105V147H104ZM146 149V148H145ZM144 149V150H145ZM173 149H174V147H173ZM190 149V152H187L188 150ZM25 150V149H24ZM36 150V149H35ZM39 150V149H38ZM82 150V149H81ZM126 150V149H125ZM129 149H127V151H128ZM135 150H137L136 149V147H135ZM148 150V149H147ZM157 150H159V149H157ZM165 150L163 149V150H161V151H163V152H165ZM170 150V149H169ZM168 150V152H170V154L172 153V151H169ZM3 151V150H2ZM7 151V150H6ZM12 151V150H11ZM14 152V154L13 155H15V153H17V152ZM29 151V150H28ZM45 151V152H46ZM50 151V150H49ZM56 151H57V149H56ZM90 151H92V149H90ZM89 151V152H90ZM96 151V150H95ZM104 152H105V150H103ZM119 151V150H118ZM160 151V152H161ZM177 151H178V149H177ZM179 151H180V149H179ZM30 152V151H29ZM100 151H97V152H95V153H99ZM130 152H132V150L130 151ZM139 151H137V153H138ZM142 152V151H141ZM141 152H140V154H141ZM160 152H158L157 151V153H159L160 154ZM174 152V151H173ZM9 153V152H8ZM8 153H6V154H8ZM12 153H13V151H12ZM11 153V154H12ZM33 153L35 154V152L33 151ZM42 153V152H41ZM103 153V152H102ZM101 153V154H102ZM120 154H122V153H124V150L122 151V153L121 152H119ZM126 153V152H125ZM125 153H124V155H125ZM128 153H129V151H128ZM156 153V154H157ZM167 153V152H166ZM177 153V152H176ZM179 153V152H178ZM181 153V152H180ZM0 154H1V151H0ZM5 154V155H6ZM28 154H30V153H28ZM32 154V153H31ZM33 154V155H34ZM134 153L132 152V155H133ZM139 154V153H138ZM168 154V153H167ZM192 154H195L197 157H195L194 159H192ZM2 155H3V153L0 155V160L3 158L2 157ZM5 155H3V156H5ZM18 155V154H17ZM16 155V156H17ZM26 155V154H25ZM39 155H40V153H39ZM54 154L51 152V156H53ZM55 155H56V153H55ZM80 155V154H79ZM86 155V154H85ZM104 155V154H103ZM123 155V156H124ZM132 155L129 157V158H126V160L125 161H127V159H133L132 158ZM135 155V154H134ZM164 155V154H163ZM177 155V154H176ZM182 155V154H181ZM10 156V155H9ZM24 156V155H23ZM64 156H65V154H64ZM70 157H71V155H69ZM68 156V158H70ZM75 156H78V155H75ZM89 157L88 158H90V155H88ZM93 156V155H92ZM96 156H98V154L96 155ZM95 156V157H96ZM99 156H100V154H99ZM98 156V157H99ZM113 156V155H112ZM141 156H143V155H141ZM167 157H168V155H166ZM180 155H178V156H176L177 158L179 157ZM7 157H8V155H7ZM7 157H4L3 159L4 160H6V158ZM14 158H15V156H13ZM13 157H12V155L9 157V159L10 158H12L13 159ZM36 157V156H35ZM125 157H127V154H126V156ZM157 158H158V155L156 156ZM156 157L154 158V159H156ZM163 157V156H162ZM171 157V156H170ZM42 158V157H41ZM50 158V157H49ZM81 158V157H80ZM79 158V159H80ZM87 158V157H86ZM87 158V159H88ZM97 158V157H96ZM112 159H114L113 157H111ZM120 158V157H119ZM141 158V157H140ZM169 158V157H168ZM174 158H175V156H173V161H174ZM180 158V159H181ZM2 159V160H3ZM8 159V158H7ZM19 159L20 158H18V161H19ZM46 159V158H45ZM44 159V160H45ZM54 159V158H53ZM78 159V160H79ZM99 158H97L96 159V163L97 164H100V160H98ZM123 159H125V158H123ZM137 159V158H136ZM135 159V160H136ZM150 158H146V160H149ZM159 159V158H158ZM164 159L166 160V157H164ZM176 159V158H175ZM189 159H191V161L189 162ZM11 160V159H10ZM14 160V159H13ZM30 160V159H29ZM83 160H84V158H83ZM98 160V161H97ZM110 160V159H109ZM164 160V161H165ZM169 160H170V158H169ZM15 161V160H14ZM13 161V162H14ZM47 160H45V161H43V162H46ZM48 161H50L48 164L50 165L51 164V160L49 159ZM58 161H60V158H59V160L57 159V162ZM93 162V161H91V159H88V162ZM102 161V160H101ZM116 161V160H115ZM119 161V166L121 165L120 164V160H118ZM160 161H162V159L161 160H159V162ZM171 161V160H170ZM176 161V160H175ZM182 161V160H181ZM1 162H3V161H1ZM10 161H8V163H9ZM23 162V161H22ZM30 162V161H29ZM35 162V160L33 161V163ZM39 163H41L40 161H38ZM37 162V163H38ZM54 162V161H53ZM52 162V163H53ZM76 163H77V159H76V161H75ZM86 162H87V160H86ZM95 162H93V163H95ZM99 162V163H98ZM106 162V161H105ZM158 162V161H157ZM158 162V163H159ZM168 161H166V163H167ZM179 162H180V160H179ZM5 163V162H4ZM16 163H17V161H16ZM15 163V164H16ZM65 163H66V161H65ZM85 163V162H84ZM112 163V162H111ZM117 163V162H116ZM130 163H132V162H130ZM150 163H151V160H150ZM157 163V164H158ZM161 163H163V165H164V162L162 161V162H160V164ZM174 163V162H173ZM21 164V163H20ZM27 164H28V162H27ZM30 164H32V163H30ZM79 164H81V161H79ZM89 164V163H88ZM123 164V163H122ZM125 164H126V162H125ZM156 163H155V165H157ZM170 164H172V161L170 162ZM48 165V166H49ZM60 165V164H59ZM72 165V164H71ZM129 165L130 164H128L127 165V167H129ZM155 165H153V166H155ZM159 165V164H158ZM157 165V166H158ZM173 165V164H172ZM7 166V165H6ZM14 166V165H13ZM22 166H24L23 165V163H22ZM39 166V165H38ZM44 165H42V167H43ZM46 166H47V164H46ZM51 166V165H50ZM91 166H93V165H90V166H88L87 165V167H88V169H90L91 168ZM96 166V165H95ZM97 166H99V165H97ZM141 166H142V162H136V164L134 163L133 164V166H131V168L130 169H128V170H130L129 172H131L132 173V175H130L129 174V180H131V181H137V174H138V170H139V168H141ZM156 166V167H157ZM167 166L169 167V163L167 164ZM166 166V164H165V168L167 167ZM10 167V166H9ZM64 167V166H63ZM80 167H82V165H80ZM87 167H84V169L85 170H87ZM109 167H110V165H109ZM108 167V168H109ZM124 166H122V168H123ZM159 167H161L160 165H159ZM4 168V167H3ZM11 168V167H10ZM9 168V169H10ZM13 168V167H12ZM11 168V169H12ZM15 168V167H14ZM18 168H23V167H19V165H18ZM30 168V167H29ZM33 168V167H32ZM37 168V167H36ZM39 168V167H38ZM37 168V169H38ZM47 168H49V167H47ZM51 168H52V166H51ZM60 168H61V166H60ZM78 168H79V165H78ZM107 168V169H108ZM113 168V167H112ZM155 168V167H154ZM162 168H164V167H162ZM164 168V169H165ZM5 169V168H4ZM25 169V168H24ZM24 169H22V170H24ZM40 170H41V168H39ZM45 168H43V170H44ZM83 169V168H82ZM81 169V170H82ZM98 169V168H97ZM110 169V168H109ZM125 169V168H124ZM123 169V170H124ZM144 169V168H143ZM141 170V172L142 171H144V170ZM158 170V169H160V168H155V170ZM166 169H169V168H166ZM173 169V170H172ZM22 170H20V171H22ZM68 170V169H67ZM67 170H65V171H67ZM71 170V169H70ZM81 170H80V172H81ZM93 170H94V167H93ZM118 170H120V169H118ZM117 170V171H118ZM161 170V169H160ZM17 171V170H16ZM27 171H29V170H27ZM37 171V170H36ZM42 171V170H41ZM48 171V170H47ZM47 171L45 172V170H44V173H47ZM49 171H50V168H49ZM73 171V170H72ZM79 171V170H78ZM99 171V170H98ZM109 170H107V172L103 175L104 176V179H105V175H107V177L108 178H110V179H107V180H109V182L111 183V177H109L110 176V174L111 173H109L108 172ZM145 171H146V169H145ZM145 171H144V173L143 174H145ZM150 171H151V168H150ZM149 171V172H150ZM40 172V171H39ZM51 172H52V169H51ZM57 172H58V170H57ZM71 172V171H70ZM82 172H83V170H82ZM86 172V171H85ZM97 172V171H96ZM103 172V171H102ZM115 172V170L113 171V173ZM141 172H140V175H141ZM147 173H148V171H146ZM160 171H158V173H159ZM3 173V172H2ZM2 173H0V174H2ZM68 173H69V171H68ZM72 173V172H71ZM75 173V172H74ZM74 173L72 174L73 176H74ZM91 173V172H90ZM118 173V172H117ZM120 173V172H119ZM153 173H155V172H151V173H149V174H147V175H149V177H151L152 176V174ZM164 173H166V170H165V172ZM4 174V173H3ZM49 174V173H48ZM47 174V175H48ZM56 174V173H55ZM54 174V175H55ZM58 174V173H57ZM60 174H62L61 172H60ZM64 174V173H63ZM62 174V175H63ZM81 174V173H80ZM87 174V173H86ZM151 174V175H150ZM31 175V174H30ZM40 175V174H39ZM52 175V174H51ZM65 175V174H64ZM63 175V176H64ZM71 175V177H73ZM85 175V174H84ZM91 175H92V173H91ZM109 175V176H108ZM115 175V174H114ZM118 174H116V176L115 177H121V176H117ZM165 175V174H164ZM33 176V175H32ZM59 176V175H58ZM66 176H68V175H66ZM86 176V175H85ZM93 176V175H92ZM97 176H100V174L98 173V175ZM97 176H95V177H97ZM142 176V175H141ZM153 176H155V174L153 175ZM0 177H2L1 175H0ZM65 177V176H64ZM69 177V176H68ZM76 177H77V174H76ZM95 177L93 178V179H95ZM115 177L113 178V179H115ZM26 178V177H25ZM74 178V177H73ZM78 178V177H77ZM81 178V177H80ZM132 178H134V179H132ZM139 178V177H138ZM3 179V178H2ZM10 179L11 178H9L8 180L10 181ZM21 179V178H20ZM23 179H24V177H23ZM28 181H29V179L28 178H26ZM25 179V180H26ZM54 181L56 180L57 181V178L56 179H54V178H52ZM59 179V178H58ZM64 179V178H63ZM65 179H66V177H65ZM64 179V180H65ZM71 179V178H70ZM85 179H86V177H85ZM84 179V180H85ZM91 179V178H90ZM99 179V178H98ZM103 179V180H104ZM121 179V178H120ZM141 179H143V178H141ZM145 179V178H144ZM147 179V178H146ZM148 179H150V178H148ZM7 180V179H6ZM64 180H63V182H64ZM68 180H69V178H68ZM80 180V179H79ZM92 180V179H91ZM96 180H97V178H96ZM107 180H105V183H107ZM52 181V180H51ZM52 182V183H54L55 184V186L53 185V187L52 186H50L51 187V189L52 188H55L56 187V182ZM70 181V180H69ZM74 181V180H73ZM72 181V182H73ZM98 181V180H97ZM101 181V180H100ZM99 181V182H100ZM3 182H5L4 180H3ZM11 182H13V181H11ZM18 182V181H17ZM20 182V181H19ZM19 182H18V184L17 185H19ZM31 182V181H30ZM36 182L37 181H35L34 183L36 184ZM59 182V181H58ZM57 182V183H58ZM71 182V183H72ZM81 182H83L82 180H81ZM85 182V181H84ZM87 182V181H86ZM92 181H90V182H88L89 184H88V186H90ZM96 182V181H95ZM99 182H97L96 184H99ZM104 182V181H103ZM116 182H117V180H116ZM121 182V181H120ZM141 182H144V180L142 181L141 180ZM151 182V183H150ZM7 183H8V181H7ZM21 183V182H20ZM44 183V182H43ZM49 183H51V182H49ZM60 183V182H59ZM69 182H67V184H68ZM71 183H69V184H71ZM77 183H80V182H77ZM77 183H75V184H77ZM101 183V182H100ZM104 183V184H105ZM113 183V182H112ZM118 183V182H117ZM122 183V182H121ZM126 183H127V180H126ZM138 183H140V180L138 181ZM9 184V183H8ZM31 184H32V182H31ZM30 184V186H32L33 187V185H31ZM38 184V186H39V183H37ZM37 184H36V186H37ZM96 184H95V186H96ZM137 184V183H136ZM0 185H4L3 183L2 184H0ZM46 185H48V183L46 184ZM58 185V184H57ZM62 185L63 184H60V186H61V188H62ZM100 185V184H99ZM114 185V184H113ZM118 185V184H117ZM116 185V186H117ZM126 185H128V184H126ZM158 185H161V186H165L167 189H168V191H167V194L166 193H164L163 192V194H166V196L165 197H163V199H161L160 201L162 202L161 204H159V208H157V209H159V213H158V216H156V214L157 213H154V214H152V213H150V209L149 208H151V205H152V202H153V199H155L154 197H156V189H154L155 188V186H158ZM6 187H7V184L5 185ZM4 186V187H5ZM11 185H9V187H10ZM35 186V185H34ZM59 186V185H58ZM65 186H66V184H65ZM72 186V185H71ZM74 186V185H73ZM86 186V185H85ZM87 186V187H88ZM101 187H102V185H100ZM106 186H107V184H106ZM119 186V185H118ZM129 186V185H128ZM131 186V185H130ZM3 186L1 187V188H4ZM19 187V192H20V186H18ZM18 187H16V188H18ZM63 187H64V185H63ZM81 187V186H80ZM80 187H79V189H80ZM101 187H99V188H101ZM123 187V186H122ZM127 187V186H126ZM159 187V186H158ZM0 188V189H1ZM13 187H11V189H12ZM22 188H24L23 186H22ZM21 188V189H22ZM28 188V187H27ZM27 188H26V191H24V192H27ZM31 188V187H30ZM38 189H39V187H37ZM44 188V187H43ZM67 188V187H66ZM91 188V187H90ZM94 188L95 187H93L92 189H93V191H94ZM157 188V187H156ZM9 189V188H8ZM10 189V190H11ZM41 189V188H40ZM46 189H47V187H46ZM78 189V188H77ZM83 189H84V186H83ZM109 189H112V187L110 188L109 187ZM113 189H117V187L115 188V185H114V188ZM120 190H121V188H119ZM118 189V190H119ZM124 190H125V187L123 188ZM159 188H157V190H158ZM162 189V190H161ZM161 189H159L160 190V192H159V194L161 195V192L164 190V188H161ZM9 190V191H10ZM30 190V189H29ZM43 190V189H42ZM61 190V189H60ZM73 190H74V188H73ZM81 190V189H80ZM89 190V189H88ZM87 190V191H88ZM96 190H97V187H96ZM107 190V189H106ZM119 190V191H120ZM4 191V190H3ZM3 191H1L2 192V197H4L3 196V194H4V192ZM12 191V190H11ZM14 191V190H13ZM12 191V192H13ZM34 191V190H33ZM53 191H54V193H55V190H52V192H51V190L49 191L48 190V193H50L51 192V194L53 193ZM66 191V190H65ZM64 191V192H65ZM69 191H70V189H69ZM85 191H86V189H85ZM87 191H86V193H84V194H89V193H87ZM90 191V190H89ZM93 191H90V193L92 192V194H93ZM99 191V190H98ZM103 191V190H102ZM116 191V190H115ZM165 191V190H164ZM0 192V193H1ZM30 192V191H29ZM28 192V193H29ZM35 192V191H34ZM39 192V191H38ZM43 192V191H42ZM56 192H57V190H56ZM72 192V191H71ZM70 192V193H71ZM81 192V191H80ZM124 192V191H123ZM18 193V192H17ZM32 193V192H31ZM46 193H47V191H46ZM59 193V192H58ZM67 193H68V191H67ZM109 193H110V190H109ZM7 194V193H6ZM8 194H10L9 195V197H6V199H8V198H12L13 196H11V192H9ZM15 194V193H14ZM27 193H24V195H23V193H22V201H23V198H24V200L25 199H29V198H31V196H29L28 198L25 196ZM64 194H66V193H64ZM101 194V196H102V193H100ZM108 194V193H107ZM112 194V193H111ZM115 194H116V192H115ZM28 195V194H27ZM29 195H31V194H29ZM40 195H41V193H40ZM47 195H49V194H47ZM56 195V194H55ZM54 195V196H55ZM67 195V194H66ZM73 195H74V193H73ZM90 195V194H89ZM89 195H88V197H89ZM105 195V194H104ZM157 196V198L158 197H161V196ZM15 196H17V194L15 195ZM19 197H20V194L18 195ZM45 196V195H44ZM80 196V195H79ZM100 196V197H101ZM113 196H114V198H115V195L113 194ZM117 196V195H116ZM18 197V198H19ZM34 197H36L35 195L33 196V198ZM73 197V196H72ZM72 197H71V202L73 203V201H72ZM76 197H78V195L76 196ZM92 197V196H91ZM94 197H96L95 195H94ZM104 197V196H103ZM105 197H106V195H105ZM0 198H1V195H0ZM10 198V199H11ZM18 198H16V199H18ZM32 198V200H31V202H33V199ZM40 198H42V196L40 197ZM39 198V199H40ZM51 198V197H50ZM52 198H56V196L55 197H53L52 196ZM64 198H65V195H64ZM106 198H108V197H106ZM122 198H121V200H122ZM156 198V199H157ZM1 199H3V198H1ZM6 199H5V205L6 204H8V203H6L7 201H6ZM13 199V198H12ZM36 199H37V197H36ZM49 199V198H48ZM61 199V201H62V199H63V197H61L60 198ZM74 199H76V198H73V200ZM78 199H81L80 197L79 198H77V200ZM105 199V198H104ZM160 199V198H159ZM27 200H25V201H23V202H26ZM57 200H59V199H57ZM83 200V199H82ZM90 200H92V199H90ZM94 200V199H93ZM96 200H97V198H96ZM96 200H95V202H96ZM109 200V199H108ZM114 200V199H113ZM14 201H16V200H14ZM18 201V200H17ZM29 201V200H28ZM27 201V202H28ZM54 201H56L55 199H54ZM80 201V200H79ZM97 201H99V199L97 200ZM105 202L107 201V200H104ZM158 201V200H157ZM157 201H156V203H157ZM0 202H1V200H0ZM23 202H22V205H24L23 204ZM45 202H47V200H45ZM48 202H52L54 205L56 204L55 202H53V200L52 201H50V200H48ZM59 202V201H58ZM87 202H88V200H87ZM104 202V203H105ZM113 202V201H112ZM112 202H110L109 201V203L107 202V204H110V203H112ZM125 202V201H124ZM12 204H8V206L10 205H12V207H10V208H3L4 210H3V212L6 210V212L9 210V212L11 211L10 209L11 208H13L14 206V204L15 203H13V202H11ZM17 203V202H16ZM19 203H21V201L19 202ZM42 203V202H41ZM61 203V202H60ZM67 203V202H66ZM66 203H64L65 205H67ZM77 203V202H76ZM82 203V202H81ZM81 203H79V204H81ZM103 203V204H104ZM116 203L117 202H115V206H116ZM155 203V204H156ZM158 203H159V201H158ZM30 203H28L27 205L28 206H30L29 205ZM49 204H51V203H49ZM48 204V207L50 206L51 208L54 206L53 204V206L52 205H49ZM63 204V203H62ZM61 204V205H62ZM78 204V203H77ZM77 204H76V206H77ZM84 204H85V201H84ZM121 204V203H120ZM154 204V207H156V205H158V204H156L155 205ZM0 205H1V203H0ZM4 205V204H3ZM18 205V204H17ZM32 205L34 206V208H35V203L33 204L32 203ZM42 205V204H41ZM43 205H44V203H43ZM47 205V204H46ZM69 205V204H68ZM73 204H71V206H66V207H64V208H69V209H71L72 211H74L73 209L75 208H73V206H72ZM83 205V204H82ZM81 205V206H82ZM91 205V204H90ZM128 205V204H127ZM56 206H58V209H59V207H61V206H59V205H56ZM100 206V205H99ZM98 206V207H99ZM19 207H20V205H19ZM38 207V206H37ZM35 208L34 209V211L32 210V212H35V210L36 209H38V208ZM43 207H45V206H43ZM48 207H47V210H48ZM50 207H49V210H50ZM70 207H72V208H70ZM90 207V206H89ZM106 207V206H105ZM105 207H103V208H105ZM119 207H120V205H119ZM129 207V208H130ZM142 207H145V209H147V213L146 214H143L142 215V213H140V210H141V208ZM18 208V207H17ZM21 208V207H20ZM20 208H18V210H16V213H17V211H19L20 210ZM33 207L31 206V209H32ZM57 208V207H56ZM79 208V207H78ZM78 208L76 209L75 208V211L76 210H78ZM82 208V207H81ZM102 208V207H101ZM108 208V207H107ZM111 208V207H110ZM113 209H114V206L112 207ZM117 208H118V205H117ZM115 209V210H119V208L118 209ZM125 208H127V206L125 207ZM169 208H172V209H170L169 210ZM27 209H29V211H30V207L28 208L27 207ZM27 209H25V210H27ZM69 209H65L64 210V212L65 211H67V210H69ZM83 209V208H82ZM88 209H90V208H88ZM95 210H96V208H94ZM99 209V208H98ZM112 209V210H113ZM123 209V208H122ZM122 209H121V211H122ZM143 209V208H142ZM144 209V210H145ZM0 210H2V209H0ZM21 210H23L24 211V206H23V208H21ZM20 210V211H21ZM48 210V211H49ZM52 210H54V211H56L55 209H54V207H53V209ZM80 210V209H79ZM86 210V209H85ZM93 210V209H92ZM101 210H103V209H101ZM106 210V209H105ZM111 210V212L113 213V211ZM114 210V211H115ZM125 210V209H124ZM152 210V209H151ZM155 210H156V208H155ZM155 210H154V212H155ZM13 211H15V208H13ZM13 211H11V212H13ZM18 212V214L17 215H19L20 213H22V212ZM39 211V210H38ZM38 211L36 210V212L38 213ZM47 211V214L49 213ZM81 211V210H80ZM87 211V210H86ZM85 211V212H86ZM99 211H100V209H99ZM2 212V211H1ZM0 212V213H1ZM5 212V214H8V213H6ZM10 212V213H11ZM31 212V211H30ZM36 212L35 213H32L33 215L35 214L36 216H34L35 218H37L38 216H37V214H36ZM64 212H61L62 213V215H63V213ZM68 212V211H67ZM71 212V211H70ZM98 212V211H97ZM110 212V213H111ZM123 212H125V211H123ZM152 212H153V210H152ZM14 213V212H13ZM40 213V212H39ZM44 213V212H43ZM42 213V214H43ZM50 213H51V211H50ZM55 213V212H54ZM61 213H60V215H61ZM66 213V212H65ZM64 213V214H65ZM95 213V212H94ZM98 213H102V212H98ZM115 213V212H114ZM4 213H3V215H5ZM31 213H30V216L32 215ZM41 214V215H42ZM47 214L44 216V217H46L47 216ZM86 215H87V212L85 213ZM124 214H126V212L124 213ZM1 215V214H0ZM3 215H2V219H4V217H3ZM13 215V214H12ZM15 215V214H14ZM58 215H59V212H58ZM57 215V216H58ZM71 215H73V214H71ZM81 215H83V213L81 214ZM112 215V214H111ZM118 215H120V214H118ZM29 216V218H31ZM48 216H50V215H48ZM53 216V215H52ZM56 216V215H55ZM69 216V215H68ZM68 216H65V218L64 219H66V217H68ZM91 216V215H90ZM107 216H109V215H107ZM114 216V215H113ZM116 216V215H115ZM1 217V216H0ZM11 217H13V216H11ZM15 217V216H14ZM14 217H13V219H14ZM40 214H39V217H38V219H37V221L39 220V222L42 220H40ZM43 217V218H44ZM58 217H60V216H58ZM58 217L55 219V220H57L58 219ZM63 217V216H62ZM72 217V216H71ZM70 217V219H72ZM83 217V216H82ZM81 217V218H82ZM88 217V216H87ZM86 217V218H87ZM16 218V217H15ZM18 218H21V217H18L17 216V219ZM33 218V217H32ZM34 218V219H35ZM42 218V217H41ZM48 218V217H47ZM78 218V217H77ZM12 219V218H11ZM11 220V221H16V219H14V220ZM26 219V218H25ZM62 219V218H61ZM60 219V220H61ZM69 218H67L66 220H70ZM113 219H114V217H113ZM1 220V219H0ZM5 220H7L6 219V217H5ZM19 220V219H18ZM22 220V219H21ZM20 220V221H21ZM33 220V219H32ZM32 220L30 219V221H29V226L30 227H36L35 228V230H37L38 228H40L41 227V225L40 224H42V222H43V220L41 221V223H39V225H40V227H37V223H35V225H33V226H31L30 225V222H32ZM51 220H53V221H55L54 219H51ZM50 220V221H51ZM60 220H59V222H60ZM66 220H64V221H66ZM106 220V219H105ZM133 220V219H132ZM133 220V221H134ZM3 221V220H2ZM11 221H9V223L11 222ZM15 221H14V225H15ZM45 221V220H44ZM49 221V222H50ZM72 221H73V219H72ZM75 221H76V219H75ZM85 221H88V220H86L85 219ZM114 220H112V222H113ZM1 222V221H0ZM23 222L24 221H21L20 223H22L21 224V226H19V224L18 223H16V224H18V226H19V228L20 229H18V226L16 225V227L17 228H14V229H18V230H22V233H23V230L25 231L23 234H25V233H27L28 232V227L29 226H27V224H28V222H27V224H26V226H24V224H23ZM34 222V221H33ZM33 222L31 223V224H33ZM62 222V221H61ZM77 222H79V220L77 221ZM83 222H84V220H83ZM112 222H110L111 224H112ZM132 222V221H131ZM138 222V221H137ZM140 222V221H139ZM141 222V223H142ZM4 223V225H2ZM9 223H8V221H7V224L6 225H8L9 226ZM43 223H45V222H43ZM69 223V222H68ZM68 223L67 224H65L66 226L68 225ZM142 223V224H143ZM2 224H0V225H2L3 227L5 226V221L4 222H2ZM12 224H13V222H12ZM56 224V223H55ZM70 224V223H69ZM83 224V223H82ZM87 224H88V222H87ZM137 224H139V223H137ZM49 225V224H48ZM47 225V223H45V226L44 225H42L43 227H45V228H47L46 226H48ZM64 225V226H65ZM80 225V224H79ZM92 225H93V223H92ZM91 225V226H92ZM101 225V224H100ZM108 225V224H107ZM133 225H136L135 223H133ZM2 226H0V228L2 227ZM8 226L6 227V228H8ZM22 226H24V228L25 229H23L22 228ZM63 226V227H64ZM86 226V225H85ZM106 226V225H105ZM110 227L111 226H113V225H109ZM34 227H33V229H34ZM59 227V226H58ZM58 227H57V229H58ZM94 227H95V229H94V231H96V230H98V229H100V226L99 225H97V229H96V224L94 225ZM99 227V228H98ZM107 228H108V226H106ZM110 227L108 228V229H110ZM44 228V229H45ZM49 228V227H48ZM51 228H53V227H51ZM49 229V230H51V231H53V233L55 232V229L53 228V229ZM72 228H73V226H72ZM71 228V229H72ZM30 229L31 228H29V232L31 233V235H32V229H31V231H30ZM63 229V228H62ZM106 229V228H105ZM113 229V230H114ZM0 230H3V228L2 229H0ZM8 231H9V229H7ZM12 230V229H11ZM17 230V231H18ZM27 230V231H26ZM35 230H33V232H35ZM40 230H41V228H40ZM45 230H47V231H49L48 229H45ZM80 230H82V229H80ZM103 230V229H102ZM3 231H6V230H3ZM51 231H50V235H51ZM62 231V234H63V230H61ZM67 231V230H66ZM74 231V230H73ZM83 231V230H82ZM89 231V230H88ZM101 231V230H100ZM99 231V232H100ZM109 231V230H108ZM112 231V230H111ZM111 231H109V232H111ZM1 232V231H0ZM16 232V231H15ZM18 232H20V231H18ZM18 232H16V233H18ZM42 232H43V229H42ZM42 232H41V234H42ZM60 232V231H59ZM75 232V231H74ZM81 231H79V233H80ZM86 233H87V231H85ZM98 232V231H97ZM2 233V232H1ZM14 233V232H13ZM16 233L14 234V235H16ZM30 233H28V234H30ZM38 233H40V231L39 232H35V234H38ZM76 233H78V232H76ZM102 233H104V231H102ZM137 233H139V235H140V238H139V235H137ZM22 234V235H23ZM34 233H33V235H35ZM60 234V233H59ZM58 234V235H59ZM66 234H68V232H66ZM81 234V233H80ZM97 235H98V233H96ZM2 235H3V233H2ZM13 235V237H15ZM47 235H49V233H47ZM52 235H54V234H52ZM52 235H51V238H49V236L48 237H46L45 236V238H48V240L50 239H52L53 237H52ZM65 235V234H64ZM86 235V234H85ZM84 235V236H85ZM25 238H26V234L25 235H23ZM76 235H74V236H72L73 238L75 237ZM104 236V235H103ZM4 237V236H3ZM9 237V236H8ZM19 237H21V236H19ZM24 237H22V242H26V241H28V239L30 238V236L29 235H27V240L24 238ZM29 237V238H28ZM38 237H39V235H38ZM54 237H57V235L56 236H54ZM94 237V236H93ZM100 237H102L101 235L98 237L99 239H100ZM124 237H127V239L126 240H124V241H127L128 243H130L132 246H134V245H136L137 246V249H135V251L132 253V255L130 254L131 253V251H130V249H128L127 248V250H129L130 252H129V256L127 257L126 255H125V251H121L120 253H118L117 252V248L120 246V245H118L116 248H115V246L119 243V244H121V240L124 238ZM5 238V237H4ZM24 238V239H23ZM31 238L33 239V237L31 236ZM31 238L29 239L30 241H31ZM44 238V239H45ZM63 238V237H62ZM76 238V237H75ZM97 237H95V239H96ZM16 239H19L18 238V234L16 235ZM98 239V240H99ZM102 240H103V238H101ZM101 239H100V241H101ZM125 239V238H124ZM12 240H13V238H12ZM11 240V241H12ZM20 241H21V238L19 239ZM24 240V241H23ZM45 240H47V239H45ZM45 240H44V242H45ZM50 240H49V242H50ZM53 240V239H52ZM74 240V239H73ZM93 240H94V238H93ZM1 242L2 241H4V240H0ZM7 241V240H6ZM14 242L15 241H17V240H15V238H14V240H13ZM30 241H28V242H30ZM32 241H34V239L32 240ZM76 241V240H75ZM74 241V242H75ZM89 241V240H88ZM123 241V242H124ZM8 242V241H7ZM7 242H5V243H7ZM27 242V243H28ZM38 242H39V240H38ZM43 242V243H44ZM49 242H47V244H46V247H50V245L49 246H47L48 245V243ZM56 242V241H55ZM73 242V241H72ZM102 242V241H101ZM101 242H99V243H101ZM104 242H105V240L102 242L103 244H104ZM9 243V242H8ZM11 243V242H10ZM21 243V242H20ZM19 242L18 243H16L15 242V244L12 242V245L14 244L15 246H19L18 244H20ZM59 243V242H58ZM65 243H67V242H65ZM71 243V242H70ZM97 244H99L98 243V241L96 242ZM3 244V243H2ZM33 245H35V242H33L32 243ZM39 244V243H38ZM45 244H43V245H45ZM55 245H56V243H54ZM64 244V243H63ZM72 244V243H71ZM70 244V245H71ZM74 244V243H73ZM88 244V243H87ZM27 245V244H26ZM96 245V244H95ZM102 245V244H101ZM0 246H1V244H0ZM3 246H5L4 244H3ZM6 246H8L7 244H6ZM5 246V247H6ZM10 246V245H9ZM9 246L7 247V248H9ZM15 246H14V248H15ZM23 246H25V245H23ZM30 246V245H29ZM37 247H38V245H36ZM41 246H42V244H41ZM57 246V245H56ZM72 246V245H71ZM98 246V245H97ZM103 246V245H102ZM105 247H106V245H104ZM20 247H22V246H20ZM31 247V246H30ZM33 247V246H32ZM46 247H43V248H46ZM84 247V246H83ZM87 247V246H86ZM92 247H93V245H92ZM95 247V246H94ZM109 247V246H108ZM1 248H2V246H1ZM13 248V249H14ZM98 248V247H97ZM97 248H96V250H97ZM99 248H100V245H99ZM102 248H104V247H102ZM102 248L100 249V250H102ZM130 248V247H129ZM13 249H12V251H13ZM17 249H18V251H19V249L20 248H18L17 247ZM27 249H28V247H27ZM35 249V248H34ZM37 249V248H36ZM38 249H39V247H38ZM50 250H52V247L51 248H49ZM92 249V248H91ZM105 249V248H104ZM108 248H106V250H107ZM132 249V248H131ZM9 250H11V249H8V251ZM21 250V249H20ZM25 250V249H24ZM29 250V249H28ZM49 250V251H50ZM106 250H104L105 252H106ZM121 250V249H120ZM124 250V249H123ZM18 251H16L17 253H18V257H19V255H22V254H24L25 252L23 251V250H21V251H23V253L21 252V254L18 252ZM27 251V250H26ZM33 251V250H32ZM31 251V252H32ZM40 251V250H39ZM43 251H44V249L41 251V253H43ZM89 251V250H88ZM91 251H93V249L91 250ZM99 251V250H98ZM6 252V251H5ZM15 252V251H14ZM28 252H30V251H28ZM33 252H35V251H33ZM102 252V251H101ZM6 253H11V251L10 252H6ZM17 253H16V255H17ZM90 253V252H89ZM97 253V252H96ZM98 253H100V252H98ZM138 253H139V251H137L136 252V256L138 255ZM31 253H29V254H27L28 255V258H30L29 257V255H30ZM34 254H36V252L34 253ZM33 254V255H34ZM37 254H38V250H37ZM110 254V253H109ZM126 254H127V252H126ZM3 255V254H2ZM6 255V254H5ZM9 254H7L6 255V257L8 256ZM12 255H13V253H12ZM11 255V256H12ZM15 254H14V257L16 256ZM50 255V254H49ZM63 255V254H62ZM61 255V256H62ZM94 255V254H93ZM99 256L100 255H102L101 257L103 258V254H98ZM134 255V256H135ZM26 256V254H24V256H20L21 258L20 259H22L23 257H25ZM41 256V255H40ZM126 256V258H124ZM133 256V258L132 259H130V260H134V257ZM143 256H141L140 257V259L142 260V257ZM6 257H5V259H4V261L6 260ZM9 257V256H8ZM7 257V258H8ZM13 257V258H14ZM18 257H17V259H18ZM33 257V256H32ZM63 257V256H62ZM91 257V256H90ZM89 257V258H90ZM100 257V258H101ZM3 258H4V256H3ZM12 258V259H13ZM25 258H27V256L25 257ZM25 258L23 259V261L25 260ZM27 258V259H28ZM40 258V257H39ZM76 258V257H75ZM101 258V259H102ZM130 258V257H129ZM0 259H1V256H0ZM31 259V258H30ZM136 259V258H135ZM9 260V259H8ZM40 260H41V258H40ZM95 260V259H94ZM97 260H99V259H96V262H97ZM139 260V259H138ZM141 260H140V263H141ZM149 260V259H148ZM147 260V261H148ZM154 260V259H153ZM7 261V260H6ZM12 261V260H11ZM16 261V260H15ZM15 261H14V263H15ZM92 261V260H91ZM102 260H100V262H101ZM22 262V261H21ZM21 262H16V263H21ZM28 262V261H27ZM31 262H34V261H32L31 260ZM75 261H73V263H74ZM86 262H88V257H87V261ZM93 262V261H92ZM95 262V261H94ZM94 262H93V264H94ZM128 262H131V261H128ZM128 262H126V264H128ZM146 262V261H145ZM153 262H155V261H153ZM4 263V262H3ZM3 263H1V264H3ZM8 263H9V261H8ZM11 263V262H10ZM13 263V261H12V263L11 264H14ZM15 263V264H16ZM26 263V262H25ZM76 263V262H75ZM119 263V262H118ZM148 263H149V261H148ZM5 264V263H4ZM21 264H24V263H21ZM32 264H35V263H32ZM89 264H91V262L89 263ZM96 264H98V263H96ZM117 264V263H116ZM121 264V263H120ZM133 264V263H132ZM135 264H136V262H135ZM137 264H138V261H137ZM144 264V263H143ZM146 264V263H145ZM154 264V263H153Z\"/></svg>",
	"mask_w": 264,
	"mask_h": 264
},
{
	"label": "rangeland",
	"instance_id": "2",
	"mask_svg": "<svg viewBox=\"0 0 264 264\" xmlns=\"http://www.w3.org/2000/svg\"><path fill=\"white\" fill-rule=\"evenodd\" d=\"M3 1H5V2H3ZM8 1V2H7ZM28 1V2H27ZM29 1H30V3H29ZM40 0H0V23H1V25H0V33H2V32H4V31H1L2 29H3V27H4V29H5V26H6V34H8V35H5L4 33H2V34H0L1 35V37H0V40H1V43H0V55L2 56H0V82H3V83H0V84H2L1 86H0V133L1 134H3V135H1L0 134V147L2 148L0 151H1V154L3 153V155H5L6 153H8V154H6L5 156H3L2 155V157L4 158V157H7V155H8V159L6 158V160H4L3 158V160L1 159L0 160V173H2V174H0L2 177H0V184H4V185H0V188L3 186H5L6 184H7V187L5 186L4 188H1L0 189V192L1 191H3L4 192V194H3V196L4 197H2V192L0 193V195H1V198H3V199H1L0 198V200H1V205H0V209H2V210H0V224H2V222H4L5 221V226L3 227L2 225H4V223L2 224V225H0V226H2L0 229H2L3 228V230H6V231H3V230H0L2 233H3V235H2V233L0 232V240H4V241H0V244H1V246H2V248H1V246H0V256H1V259H0V264L1 263H5V264H11L12 263V261H13V263H14V261H15V263L16 262H21V263H24V264H32V263H35V264H89L90 262H91V264H93V262H94V264H96V263H98V264H105V261L106 260H108V259H110V258H112L113 257V255L115 254L114 253V245H115V243H114V245H112L111 244V242H112V240L110 239V237H108V235H111L112 233H114V231H115V229H116V223H117V220H123V218L126 216V215H128V219H130V215H129V213H128V211L132 208V207H130L131 206V204H130V202H128L126 199H124L123 200V198H124V193H126V190H127V188H130V187H133V186H142V188H144L143 187V184H144V186H145V183H147V185L149 186V181H151L152 183H154L155 181H154V179L156 180L158 177L157 176H159V175H161V174H163V175H161V176H167L168 175V171L169 170H171V167H175L176 165H178V164H180V167H183V165L182 164H184V158H181L182 156L184 157V155H183V151H182V149L181 148H178V146H172V145H174V144H176V142L177 141H183L184 142V140L185 139H187L188 138V136L189 135H186V134H188V130H189V128H188V126L186 125V124H184V123H181L182 121H180V119L182 118V115L181 116H179L180 114H182L181 113V111H182V108H183V105H184V103H185V100H186V96H184L183 95V93H177L178 94V98H180V97H182V98H184L183 100H182V98H180V99H178L177 97L174 99V98H171V99H169V98H165V100H163L164 98L162 97L161 98V95L158 93V88H157V84H158V82L156 81L155 82V79H156V77H155V75H156V72L154 71L153 73H150V75H148L147 76V78L148 77H150V76H152V79L150 78L149 79V81L147 82V85H146V91H147V93L144 95L145 97L147 96V94H148V98L147 99H149L150 100V98H151V100H154L155 98H156V100H154V101H150V103H149V101L148 100H145V98L144 97H142L143 95H141V98H140V95H135L136 93L138 94L139 93V90H137L136 88L137 87H139L138 85H136L138 82H139V80H141L142 78H143V76L146 74L145 73V67L143 68V65L142 64H138V63H136L133 67H131V64H132V62H133V60H134V58L132 57V54L131 53H134V51H135V49H133L134 51H130V49H128V47H126V46H122L123 47V49L121 48V47H119L118 46V49L115 51L116 53H114V51H111V49H109V45H107L105 48H106V52H107V57H106V59H104V63L106 62V64L108 65V66H111V67H116V66H118V62L120 61V62H124V63H127V66L129 65L130 67H131V72H129V77H131L130 79H128V78H126V80H125V78H123V77H121L120 75H118L119 73L116 71H114V72H111L110 74H107V75H105V76H103L102 75V72H99V71H95V65H96V62H97V59L99 58H101L100 56L97 58L96 57V55H95V49L94 48H91L92 46H94L95 48H96V44H97V37H96V28H95V25H96V21L95 20H92V21H86L88 18H89V13H87L88 11H87V9L85 10L84 8V6H81L79 3V6H78V4H77V2H79L80 0H76V3H75V0H73V2H71V3H69L68 2V4L67 3H64V4H62V5H59V4H56V1L55 0H41L40 2H42V4L46 1L47 3L45 4V7H43L42 8V10H40L41 8H39L40 6H44V5H41V3L39 2ZM44 1V2H43ZM49 1H50V3H52V4H50L49 3ZM53 1V2H52ZM91 0H89V2H90ZM124 2H125V0H123ZM139 2H141L140 0H138ZM223 1H227V0H223ZM250 1V3L251 2H255L254 0H249ZM7 2V3H6ZM206 2V0H196V3H198L199 4V6L197 5L196 6V9H195V11H196V13H192V14H190V15H188V17L186 18V22H185V28L183 29L184 30V32H185V30H186V28H187V32H188V30H189V32L187 33L186 32V34L185 33H182L183 35H181V38H180V43H179V37H180V35L175 31V33H174V35L173 36H171L172 38H174V39H172V45L170 46L171 48V50L170 51H168L169 50V47H168V49H166V52H169V53H165L164 52V54L162 55V59H163V61L165 60V62L167 63V62H170V60L172 59L173 60V62L177 65L178 63H180V61H181V59L184 57V53H185V50H186V48L187 49H190L191 47H193L195 44H196V42H197V39L198 38H201V39H205V38H207L208 36H209V34H210V30L211 31H213V32H216V31H218V29H219V23H218V21H219V15H220V13L217 11L216 12V10H215V12H213L214 10H208V12H206L205 14H204V12H203V5H204V3ZM222 2V1H221ZM5 3V4H4ZM15 3V4H14ZM36 3H38V4H36ZM40 3V4H39ZM56 4V5H54V4ZM172 3V4H171ZM169 5H173L174 4V8L176 7V4L177 3H174V2H171ZM200 3H202V4H200ZM247 3H249V2H247ZM2 4H3V9L1 8L2 7ZM14 4V5H13ZM32 4V5H31ZM48 4H50V9H49V6H48V10H47V5ZM67 4V5H66ZM71 4H72V7H71ZM75 4V5H74ZM121 4H123L122 2H121ZM142 4V3H141ZM57 7V10L55 11V7ZM64 5V6H63ZM66 5V6H65ZM169 5H168V7H167V9H166V11H167V14H170L171 15V18H169L170 19V21L171 22H173V23H175V20H176V17H177V15H179L180 13L179 12H175V11H180V5H177L178 7H179V10H177V8H173L172 6L169 8ZM201 5V6H200ZM28 6H32V7H30V8H28ZM52 6H53V8H52ZM69 6V7H68ZM78 6V7H77ZM80 6H81V8H80ZM232 6V5H231ZM18 7V8H17ZM66 7V8H65ZM71 7V8H70ZM75 7V8H74ZM83 7V8H82ZM139 7H140V4L138 5V7H137V9H139ZM197 7H200L199 8V10L197 9ZM239 7V6H238ZM14 8H16V9H14ZM55 8V9H54ZM86 8H87V6H86ZM118 8H120V7H116V10H118ZM173 8V9H172ZM231 8V7H230ZM229 8V9H230ZM236 6H233V9L231 8L229 11L232 13H235V11L238 9V8H236ZM8 9V10H7ZM36 9H38V10H36ZM44 9H45V11H44ZM68 9V10H67ZM72 9V10H71ZM77 9V10H76ZM82 9V10H81ZM84 9V10H83ZM112 8H109L108 10H106V13H104V14H106V17H108V18H112V17H114V15H113V12H115V8L113 7V10H111ZM135 9H136V7H134V10H133V14L134 13H136L135 12ZM136 9V10H137ZM34 10H36V11H34ZM52 10L54 11V12H52ZM63 10H66V11H63ZM198 10V11H197ZM6 11V12H5ZM25 11H26V13H25ZM27 11H28V13H27ZM32 11V13L30 14V12ZM48 11V12H47ZM51 11V13H49ZM62 11V12H61ZM68 11V12H67ZM72 11V12H71ZM76 11V12H75ZM87 11V12H86ZM111 11V13H107V12H110ZM173 11L174 13V15H176V16H174L175 18H173L172 17V14H171V12ZM194 11V12H195ZM64 12V13H63ZM25 13V14H24ZM41 13V14H40ZM43 13H45L44 15L45 16H43ZM47 13V14H46ZM63 13V14H62ZM67 13H68V15H67ZM72 13V14H71ZM75 13V14H74ZM86 13V14H85ZM258 13H260V14H258ZM257 14L260 16V17H262L261 18V21H260V19H259V16H256L255 15V18H257V20L258 21H260V22H258L255 18H254V16H252L253 17V19H255L254 21H256V25H253L254 24V22L252 21V20H250V19H246V21L244 22V21H241V22H239L238 23V25H239V34L236 36V38H237V40H238V36H241V35H243V34H247L248 33V35H250V34H252V33H256V32H258V31H260L261 29H262V27H264L263 25H264V20H262L263 18H264V9L262 10V11H259ZM21 14V15H20ZM53 15V17L55 16V18H53L52 16H50V15ZM71 14V15H70ZM80 14H82V15H80ZM88 14V15H87ZM199 14V15H198ZM204 14V15H203ZM213 14V15H212ZM262 14V15H261ZM28 17H27V16ZM48 15L50 16L49 18H48ZM58 15V16H57ZM75 15H77V16H75ZM78 15H79V17H78ZM192 15H193V18H192ZM201 15H203L202 17H201ZM211 15H212V17H211ZM20 16H21V20L18 22V20L20 19ZM38 17V20H37V17ZM71 16V17H70ZM191 16V17H190ZM235 16V15H234ZM64 17V18H63ZM72 17H74L73 19H72ZM75 17L77 18V19H75ZM88 17V18H87ZM197 17V18H196ZM210 17V18H209ZM216 17H218V18H216ZM251 17V18H252ZM2 18H5L4 20H2ZM47 18V19H46ZM62 18V19H61ZM82 18H86V19H82ZM173 18V19H172ZM191 18H192V21H191ZM206 18H207V20H206ZM209 18V19H208ZM12 21H11V20ZM25 19V20H24ZM68 19L70 20V22H68ZM79 19H82L83 20V22H81V20H80V22L81 23H79ZM189 19H190V21L192 22H190L189 21ZM201 19V20H200ZM15 20H17V21H15ZM36 20H37V22H36ZM46 20V21H45ZM62 20V21H61ZM72 20H74V21H72ZM75 20L77 21V22H75ZM130 21L128 22V24L130 25L131 23H132V21H131V19H129ZM173 20V21H172ZM199 20H200V22H199ZM234 20L235 21H238V16H235L234 17ZM250 20V21H249ZM25 22V24L24 23H22V22ZM28 21V22H27ZM39 21V22H38ZM41 21H45V26H44V22H42L43 24H40L41 23ZM48 21H49V23H51L50 25H49V23H48ZM52 21V22H51ZM54 21H56V22H54ZM189 21V24L187 23ZM252 21V22H251ZM7 22H9V23H7ZM15 22V26H13L12 27V25H14L13 23ZM68 22V23H67ZM209 22V23H208ZM242 22H243V24H242ZM249 24H248V23ZM257 22L258 23H260V24H257ZM4 23V24H3ZM7 23V24H6ZM18 23V24H17ZM28 23V24H27ZM62 23H64L63 25H65V23H66V25H65V27L62 25ZM76 23H79V25L78 24H76ZM196 23V24H195ZM198 23V24H197ZM252 23V24H251ZM56 25V27H55V30H56V32H54L55 30H54V27H53V25ZM71 24H74V25H72L71 26ZM77 25V27H76V25ZM192 24V25H191ZM4 25V26H3ZM39 25V26H38ZM41 25H42V29H41ZM49 27H51V28H48V26ZM71 27H70V26ZM188 25H191V26H188ZM242 25L243 26H248V27H250V25L252 26V27H250L249 29L248 28H246V26L244 27V28H242ZM17 26V27H16ZM20 26V27H19ZM22 26V27H21ZM29 26H32V27H30L29 28ZM62 28H61V27ZM73 26L75 27V28H73ZM153 26H154V24L152 25V29H153ZM211 26V27H210ZM212 26H213V28H212ZM262 26V27H261ZM8 27H12V30L10 29V30H8L9 28ZM59 27H60V30H61V32L64 34V31H66L65 32V34L63 35L59 30H57V29H59ZM69 27V28H68ZM92 27V28H91ZM202 27H203V29H202ZM210 27V28H209ZM259 27H261V28H259ZM2 28V29H1ZM8 28V29H7ZM18 29V30H16V29ZM29 28V29H28ZM47 28V29H46ZM66 28V29H65ZM94 28V29H93ZM208 28V29H207ZM257 28H259L258 29V31L256 30V31H254L255 29H257ZM26 29V30H25ZM33 30V32H31L32 30ZM75 29V30H74ZM77 29H79V31H82L84 34H86V35H84L83 36V38H84V40H82V32L81 33H79L78 32V30ZM90 29H92L91 31H90ZM208 30V32L206 31V30ZM210 29V30H209ZM40 30H44V31H41L40 32ZM51 30L53 31V32H51ZM69 30V31H68ZM72 30H74V32L72 31ZM83 30H85V32L83 31ZM203 30H205V32L203 31ZM250 30H253V31H250ZM9 31H10V33H9ZM14 31V32H13ZM27 31H29L28 33H27ZM50 32L51 33V35H50V33H48V35L46 34V32ZM67 31L69 32V33H67ZM194 31V32H193ZM200 31V33L199 34H197L198 32ZM243 31V32H242ZM244 31H246V32H244ZM25 32H26V34H25ZM31 32V33H30ZM43 32H44V35L46 34V36H44L43 35ZM71 32H72V35H71ZM77 32V33H76ZM90 32H93L92 34L90 33ZM174 32V31H173ZM182 32V31H181ZM241 32H242V34H241ZM23 33H24V35H23ZM33 33V34H32ZM40 33H41V35H40ZM59 33H61L63 36H64V38L62 37L61 38V36L60 35H58ZM74 33H76V34H74ZM205 33V34H204ZM11 34H13V35H11ZM32 34V35H31ZM39 34V35H38ZM55 34H57V35H55ZM190 34H191V36H193V37H191L190 36ZM197 34V35H196ZM200 34H202V36L200 35ZM207 34V35H206ZM21 35H23L22 37H21ZM26 35H28V37L29 38H26L27 36ZM34 35V36H33ZM52 35H54V36H56V38H58V36H59V39H62L63 41H61V40H59V39H56V40H53L54 39V36H52ZM69 36V37H66V36ZM187 35L189 36V39H188V41H187ZM8 36V37H7ZM11 36H13L12 38H14L15 40H13L12 38H10ZM16 36H18V37H16ZM32 36L34 37V38H32ZM44 36V38H45V40H44V38H41V37H43ZM51 36H52V38L53 39H51ZM91 36V37H90ZM183 36H184V38L185 39H182L183 38ZM206 36V37H205ZM65 37L66 38H68V40H66L65 39ZM73 37V38H72ZM76 37L78 38V39H76ZM80 37H81V39H80ZM187 37V38H186ZM191 37V38H190ZM7 38V39H6ZM47 38V39H46ZM70 38H72V39H70ZM12 40V41H9V40ZM18 39V41H16ZM33 39V40H32ZM41 39V40H40ZM43 39V40H42ZM50 39V40H49ZM69 39H70V41H72V43H73V41L74 42H77V43H74L75 45V47L76 48H72V46H69V45H73V44H71L70 43V41H69ZM75 39H76V41H75ZM79 39H80V41H79ZM177 39V40H176ZM181 39L184 41H182L181 42ZM4 40H6L5 42L7 43H5L4 42ZM22 40V41H21ZM24 40V41H23ZM28 41V43H26V41ZM49 40V41H48ZM68 41V42H66V41ZM175 41V43H173L174 41ZM29 41H31V42H29ZM35 42V43H33V42ZM42 41V42H41ZM53 41V42H52ZM58 41V42H57ZM90 41H92V43H90ZM187 41V42H186ZM193 41V42H192ZM10 42V44H8ZM21 42H23V43H21ZM56 42V43H55ZM60 42L62 43H68L67 44V46H66V44H60ZM78 42H79V45H78ZM81 42V43H80ZM88 42V43H87ZM190 42H192V43H190ZM6 45H5V44ZM21 44L22 46H23V50L24 51H22V49H21V45H20V47H19V45H17V44ZM24 43H26V47L24 46ZM37 43V44H36ZM51 44V45H48V44ZM124 44L123 45H125L126 43L125 42H123ZM188 43H190L189 45L190 46H188V45H186V44H188ZM16 44V45H15ZM53 44H54V46H53ZM58 44V45H57ZM60 44V45H59ZM91 44H92V46H91ZM175 44V45H174ZM177 44V45H176ZM28 45V46H27ZM31 45V46H30ZM40 45H42L41 47H40ZM56 45V46H55ZM186 45V46H185ZM4 46V47H3ZM10 47L11 49L13 48L14 49V46H16V49H14V51L13 50H11V49H9V48H7V47ZM37 46V47H36ZM54 48H53V47ZM61 46V47H60ZM73 46V47H74ZM86 46H89V48L88 47H86ZM3 47V48H2ZM19 47V48H18ZM39 47V48H38ZM52 47V49L53 50H49V48H51ZM69 47H71V48H69ZM7 48V49H6ZM35 48V49H34ZM67 48L69 49V51L67 50ZM90 48H91V50H90ZM116 48V47H115ZM184 48H185V50H184ZM6 49V50H5ZM17 49H19V52H21L20 54H14V53H16L15 51H17V53H18V50ZM21 49V50H20ZM46 49V50H45ZM48 49V50H47ZM55 49V50H54ZM87 49V50H86ZM94 49V50H93ZM129 50V51H126V50ZM12 51V53H10L11 51ZM42 50V51H41ZM178 50H182V51H179L178 52ZM3 51H4V54H3ZM8 51V52H7ZM31 51V52H30ZM40 51V53H41V55L38 53L37 54V52H39ZM53 51V52H52ZM55 51V52H54ZM80 51V52H79ZM109 51H111V53L109 52ZM120 52V53H118V52ZM122 51H124V53L122 52ZM9 53V55L10 54H14L15 56H14V58H13V56L12 55H10L11 57H9L8 58V56L9 55H7V53ZM14 52V53H13ZM23 52H25V53H23ZM30 52V53H29ZM42 52H43V54H44V56H46V59H48V58H50V59H48V60H46L45 59V57L43 58V56H42ZM88 52V53H87ZM109 52V53H108ZM126 52V53H125ZM128 52V53H127ZM130 52V53H129ZM177 52H178V54H177ZM49 53V56L47 55ZM51 53H54L55 54V56H54V54H51ZM50 54H51V56H50ZM56 54L58 55V56H56ZM62 55V57H61V55ZM111 54V55H110ZM114 54V55H113ZM115 54H116V56H115ZM118 54H121V58H120V55L118 56ZM172 54V55H171ZM176 54H177V56H176ZM4 55V56H3ZM39 55V56H38ZM77 55V56H76ZM124 55V56H123ZM26 56H28V57H26ZM47 56H48V58H47ZM65 57V59H64V57ZM114 57V58H112V57ZM174 56H176V58L174 57ZM8 58L9 59V61H11V63H9V61H8V59H6V58ZM67 57V58H66ZM83 57V58H82ZM111 57V58H110ZM169 57V58H168ZM13 58V59H12ZM15 58H17V59H15ZM22 58H24V61H26V59H27V61L26 62H24L23 60H22ZM40 58V59H39ZM69 58V59H68ZM97 58V59H96ZM111 59V61H110V59ZM167 58H168V60H167ZM18 59H21L20 61L21 62H19L18 61ZM58 59H59V61H58ZM60 59L62 60L61 62L63 63V61H64V63L66 62V60H68L69 61V64H68V62H67V65H64V64H62V65H64V67L66 68L65 70H62V68H63V66H61V62H60ZM74 60L73 61V63H70V62H72L71 60ZM76 59V60H75ZM83 59V60H82ZM86 59H88V60H86ZM112 59H113V62H112ZM130 59V60H129ZM13 60H15V61H13ZM17 60V61H16ZM34 60V61H33ZM42 60H43V62H42ZM53 62H52V61ZM85 60H86V63H85ZM91 62H90V61ZM124 60V61H123ZM126 60V61H125ZM127 60H129V61H127ZM171 60V61H172ZM8 61V62H7ZM12 61L13 62H16V64L14 63V67H18L17 69L16 68H14V67H11V66H13V63H12ZM78 61V62H77ZM82 61H83V63H82ZM162 61V62H163ZM19 62V63H18ZM22 62H24V63H22ZM46 62V63H45ZM57 62H59L60 63V66H59V63H57ZM109 62H112V63H110L109 64ZM9 63V64H8ZM27 64V66H26V64ZM28 63H31V64H28ZM88 63V64H87ZM92 63L93 64H95V65H93L92 66ZM114 63V64H113ZM164 63V62H163ZM10 64H12V65H10ZM23 64H25V66L23 65ZM137 64H138V66H137ZM2 65H3V67H5L6 68V70L2 67ZM7 65H8V67H7ZM16 65V66H15ZM22 65V66H21ZM46 65H48V66H46ZM75 65V66H74ZM86 67H85V66ZM20 66V67H19ZM29 66V67H28ZM71 67V69L69 68V67ZM83 66V67H82ZM143 68L142 70H141V67ZM9 67H11L12 69H7V68H9ZM21 67H23V69H20ZM26 67V68H25ZM38 67V68H37ZM54 67V68H53ZM62 67V68H61ZM84 67H85V69H84ZM93 68L92 70H90L91 68ZM130 67H128V69L130 68ZM140 67V68H139ZM14 68V69H13ZM53 68V69H52ZM61 69V70H59V69ZM136 68V69H135ZM158 70H159V67H156ZM156 68H155V70H156ZM1 69H3V70H1ZM16 69V70H15ZM48 69H49V71H48ZM56 69L57 70H59V71H57V72H59V73H57L56 72ZM133 69H135V72L139 69V71L141 70V72H133L134 73V75H133V73H132V71H133ZM193 70V74H195L197 71L196 70H198V69H196V68H192ZM5 70V71H4ZM12 71L13 73H14V75H12L13 73H11V75H10V77H9V75H7V74H4L6 71L7 72H9V71ZM49 72V73H51L50 75H48V73H46L47 71ZM52 70V71H51ZM53 70H55V71H53ZM74 70V71H73ZM80 70V71H79ZM83 70V71H82ZM158 70H156V71H158ZM14 71H16L17 72V74H16V72H14ZM43 71H45L44 73H43ZM51 71V72H50ZM62 71H65L64 72V74H62ZM69 73V74H66L67 72ZM71 71V72H70ZM77 71V72H76ZM94 71V72H93ZM4 72V73H3ZM33 72V73H32ZM57 74H56V73ZM195 72V73H194ZM31 73V74H30ZM43 73V76H40L41 74ZM61 73V74H60ZM80 73H82V75L80 74ZM131 73H132V75H131ZM143 73H144V75H143ZM155 73V75H153ZM31 75V77H29L28 75ZM44 74H45V76H46V79H44L45 78V76H44ZM90 74H92V75H90ZM152 74V75H151ZM191 74H192V72H191ZM4 75V76H3ZM51 75H52V77H51ZM58 75V76H57ZM82 76V78L81 77H79V76ZM131 75V76H130ZM139 75L141 76V75H143V76H141V78H139ZM3 76V77H2ZM57 76V77H56ZM62 78H61V77ZM77 76V77H76ZM87 76V77H86ZM117 76H118V78H117ZM135 78V79H133V77ZM146 76V75H145ZM155 77V79H154V77ZM9 77V79H6V78H8ZM15 77V78H14ZM42 77V79L41 80H43L44 79V81L43 82H45L44 84L46 85V82L48 83L46 86H44V84H43V82L42 81H40V79L37 81V79L38 78H41ZM44 77V78H43ZM47 77H49V78H47ZM59 77V78H58ZM71 77H74V78H72L71 79ZM95 77V78H94ZM136 77H138V78H136ZM2 78H5L6 79V81H5V79L4 80H2ZM19 78V79H18ZM28 78L30 79V80H28ZM53 78V79H52ZM68 78H70V81H69V79ZM76 78V79H75ZM114 78V79H113ZM116 78V79H115ZM146 78V77H145ZM34 80L33 82H32V80ZM58 79L61 81V82H59L58 81ZM67 79H68V81L69 82H67ZM137 79V80H136ZM2 80V81H1ZM12 80V81H11ZM79 80H81V81H79ZM85 81V82H83V81ZM118 80V81H117ZM134 80V81H133ZM136 80V81H135ZM148 79H146V81H147ZM158 80V79H157ZM8 81H10V82H8ZM14 81V82H13ZM32 83H31V82ZM56 81H58V82H56ZM63 81V82H62ZM65 81V82H64ZM95 81L97 82V83H95ZM124 81V82H123ZM131 81H133L132 83L133 84H135L134 86H131V87H129L128 88V86H130V84L131 85H133L132 83H131ZM150 81H152V82H154V83H156L155 84V86H154V88L153 87H151V85H154L152 82H150ZM20 82V83H19ZM42 82V83H41ZM57 83V84H55V83ZM79 82V83H78ZM121 82V83H120ZM26 83V84H25ZM28 83V84H27ZM37 83H40V84H37ZM65 83H69V84H65ZM71 83H72V85H71ZM150 83V84H149ZM5 84V85H4ZM43 84V85H42ZM84 84V85H83ZM129 84V85H128ZM22 85V86H21ZM25 85H29L28 87L27 86H25ZM30 85H32V87L30 86ZM35 85V86H34ZM49 85V86H48ZM55 86L54 88L52 87V86ZM71 85V86H70ZM150 85V86H149ZM64 86V87H63ZM121 86H123V87H121ZM137 86V87H136ZM6 87V88H5ZM20 87V88H19ZM58 87H59V89H58ZM136 87V88H135ZM152 89H151V88ZM3 88H5V89H3ZM9 88H14V89H10L9 90ZM17 88H19V89H17ZM21 88H24V89H21ZM27 88H28V90H27ZM38 88L39 89H41L42 91H40V90H38ZM53 90H52V89ZM77 88V89H76ZM133 88V89H132ZM150 88V89H149ZM3 89V90H2ZM49 89V90H48ZM132 89V90H131ZM135 89H136V91H135ZM139 89V88H138ZM164 89V88H163ZM9 90V91H8ZM17 90V91H16ZM18 90L20 91L21 90V92H19V94H18ZM26 90H27V92H29V94H27V92H26ZM30 90V91H29ZM60 90H61V92H60ZM141 90V89H140ZM144 90V91H145ZM52 91V92H51ZM73 91H74V93H73ZM133 91H135V92H133ZM144 91H143V89H142V91H140L141 93H143L144 94ZM40 92H42V93H40ZM58 92V93H57ZM66 92V93H65ZM156 92V93H155ZM20 93H23V94H20ZM27 94V96H24V94ZM49 95H48V94ZM57 93V94H56ZM73 93V94H72ZM77 93V94H76ZM127 93V94H126ZM153 93V94H152ZM9 96H8V95ZM17 94H18V96L20 97L19 98V100H17ZM25 94V95H26ZM30 94L33 96V95H35V97L37 96V100L39 101V98L41 99V103H40V105L39 106H33V105H35L36 103H37V100H36V98L33 96V99H31V96H30ZM64 94V95H63ZM66 94H72V95H66ZM133 97V99H132V97L130 96V95ZM158 94H159V96H158ZM14 95V96H13ZM39 95V96H38ZM45 95V96H44ZM47 95V96H46ZM52 96V98H51V96ZM151 95V96H150ZM4 96V97H3ZM30 96V97H29ZM66 96H67V98L69 99L70 98V100L68 101V99H67V101H66ZM134 96L136 97V96H139L138 98L136 97V100L138 101V103H136V101H135V103L134 102H129V100H130V98L132 99V100H130V101H133V100H135L134 99ZM62 99H61V98ZM119 97V98H118ZM130 97V98H129ZM161 99H160V98ZM8 98H9V100H8ZM22 98H25V100H30V102H31V105H32V107L29 109V108H27V107H25L24 108V103L22 104V102H23V99ZM72 98V99H71ZM74 98V99H73ZM85 98H87V99H85ZM118 98V99H117ZM129 98V99H128ZM144 98V99H143ZM12 99V100H11ZM122 101H121V100ZM128 99V100H127ZM139 99V100H138ZM11 100V101H10ZM24 100V101H25ZM87 100V101H86ZM160 102H159V101ZM178 101L179 100V102H177V105L175 104V103H172V101L174 102V101ZM182 100V101H181ZM22 101V102H21ZM45 101V102H44ZM48 101H50V102H48ZM58 101L60 102V105H58ZM61 101H62V103H63V105H62V103H61ZM66 101V102H65ZM73 101H75V102H73ZM129 102V104H131V106H129L128 107V102ZM141 101L143 102L142 103V106H141V108L138 106V105H140V103H141ZM147 101V102H146ZM157 103H156V102ZM7 102H9V104L7 103ZM72 102H73V104H72ZM93 102V103H92ZM117 104H116V103ZM121 102L123 103L122 104V107H121ZM158 105V107L157 108H160L159 110L157 109H153V108H155V103ZM169 102V103H168ZM183 102V103H182ZM12 105H11V104ZM69 103V104H68ZM92 103V104H91ZM118 103H120V104H118ZM160 103H162L161 105H160ZM172 103V104H171ZM182 105H181V104ZM55 104H57V105H55ZM71 104V105H70ZM83 106H81V105ZM112 104H113V106H112ZM126 104H128L127 106H126ZM137 104V105H136ZM143 104H149V105H147L148 107H145ZM151 104H152V106H151ZM153 104H155L154 106H153ZM167 104H171L170 106L169 105H167V106H169L168 107V109H167V106L166 105ZM174 104H175V106H178V108H176V107H174ZM180 104V105H179ZM23 105V106H22ZM42 105V106H41ZM53 105V106H52ZM54 105H55V107H54ZM61 105H62V107H61ZM64 105H65V107H64ZM78 105H80V106H78ZM119 105V107L121 108H119V107H117ZM137 106V107H139V109H140V112L142 111L144 114H145V111H146V115L147 116H150L151 118H152V123H153V125L155 126L154 127V132L157 134V136H156V134H153V137H155V138H153L152 137V139H150V137L148 138V135H141V136H139V132H140V127H139V125H138V123H137V119H135L134 118V116H133V112L137 109L135 106ZM5 106V107H4ZM7 106H9V107H7ZM44 107V108H41V107ZM106 106V107H105ZM134 106V107H133ZM166 106V107H165ZM7 107V108H6ZM20 107H21V109H20ZM23 107V108H22ZM33 107L35 108V110L34 111H36L37 110V108L38 107H40V108H38V111L39 112H34V111H31V110H33ZM46 107V108H45ZM67 107V108H66ZM105 107V108H104ZM115 107H117V109L115 108ZM127 107H128V109H127ZM133 107V108H132ZM151 107V108H150ZM172 107H174L175 109L173 110V108ZM179 107H181V109L179 108ZM49 108H51L50 109V111H48L49 110ZM56 108H59V112L56 110ZM115 110H114V109ZM132 108V109H131ZM135 108V109H134ZM150 108V109H149ZM162 108V109H161ZM164 108H166V109H164ZM170 108V109H169ZM7 111H6V110ZM22 109H24V110H22ZM54 109H55V113H53V111H54ZM103 109V110H102ZM147 109H149V110H147ZM179 109V110H178ZM3 110H5V111H3ZM22 111V113H21V111ZM46 110V111H45ZM66 110V111H65ZM114 110V111H113ZM122 110V111H121ZM151 110V111H150ZM167 110V111H166ZM176 110V111H175ZM20 111V112H19ZM41 111H42V113H43V111H44V114L43 115H41ZM65 111V112H64ZM117 112L118 113V116L116 115V117L114 116L115 114H117V113H115L114 114V112ZM121 111V112H120ZM163 111H166V112H164L163 113ZM178 111H179V113H178ZM10 112V113H9ZM71 112V113H70ZM163 114H162V113ZM170 112V113H169ZM173 112H176L177 113V115L174 113V114H172ZM7 113V114H6ZM17 115H16V114ZM22 114V115H25L26 117H28V118H25L24 117V119H26L25 120V122H27V123H23L22 121H24V120H22L21 121V119H23V116H21V119H20V115L19 114ZM30 113V114H29ZM35 113V114H34ZM38 113V114H37ZM50 113H52V114H50ZM75 113V114H74ZM131 113V114H130ZM11 114V115H10ZM15 114V115H14ZM77 114V115H76ZM122 114V115H121ZM124 114V115H123ZM127 114H128V116H129V118H128V116H127ZM156 114H158L159 116H156V117H154ZM172 115V117H173V115H175L174 117H173V119H172V117L170 118V116ZM9 115V116H8ZM55 115V116H54ZM71 115H73V116H71ZM95 115V116H94ZM166 115V116H165ZM14 116H16V117H14ZM33 116H34V118H33ZM40 116H44L43 118L44 119H42L41 121L39 120L40 119ZM47 116V117H46ZM85 116V117H84ZM114 116V117H113ZM123 116V117H122ZM127 116V117H126ZM176 116H177V119H176ZM32 117V118H31ZM36 117V118H35ZM64 117H66V118H64ZM120 117V118H119ZM132 117V118H131ZM159 117H161V118H159ZM169 117V118H168ZM179 117H181V118H179ZM96 118V119H95ZM114 118V119H113ZM129 120H128V119ZM155 118V119H154ZM164 118V119H163ZM19 119V120H18ZM33 119V120H32ZM35 119V120H34ZM64 119V120H63ZM98 119L100 120V121H98ZM168 119H170V120H168ZM30 120V122H28ZM39 120V121H38ZM133 120H134V123H133ZM169 121V123H168V121ZM174 120V121H173ZM11 121H14V122H11ZM17 121V122H16ZM49 121H50V124H49ZM56 121V123L55 124H52V123H54V122ZM58 121V122H57ZM96 121V122H95ZM167 121V122H166ZM170 121H172V122H170ZM180 121V122H179ZM16 122V123H15ZM37 122V123H36ZM48 122V124H45V123H47ZM52 122V123H51ZM131 122V123H130ZM155 122V123H154ZM181 123V125L179 124V123ZM58 123V124H57ZM98 123V124H97ZM161 124V126H160V124ZM21 124V125H20ZM24 124V126H22ZM81 124H82V126H81ZM86 124V125H85ZM130 124V126H131V124H132V126H133V124H134V126L137 124L138 126L136 127V129H135V132H134V129L132 128V127H127L128 125ZM157 124V125H156ZM8 125V126H7ZM19 125V126H18ZM45 125H47V126H45ZM48 125H49V127H48ZM61 125V126H60ZM98 125V126H97ZM173 125V126H172ZM184 125L187 127H184ZM43 128H42V127ZM56 126V127H55ZM78 126V127H77ZM102 126V127H101ZM115 126L118 128H115ZM133 126V127H134ZM157 126V127H156ZM168 126H170L169 127V129H167V127ZM181 126V127H180ZM2 127V128H1ZM6 127V128H5ZM19 127V128H18ZM27 127V128H26ZM44 127L46 128L47 127V129H45L44 130ZM85 127H86V129H85ZM91 127V128H90ZM96 127H97V129H96ZM106 127V128H105ZM128 128V130H126L127 128ZM48 128L52 131L51 132V134H50V130H48ZM55 128V129H54ZM72 128V129H71ZM95 128V129H94ZM103 128L105 129V130H103ZM114 128H115V130H114ZM124 128H126L125 130H123ZM135 128V127H134ZM168 130H166V129ZM178 128V129H177ZM183 130H182V129ZM27 129V130H26ZM43 129V130H42ZM54 129V130H53ZM63 129V130H62ZM78 129H81V130H79V131H77ZM157 131H159L160 129H161V132L159 131V132H156V130ZM176 129V130H175ZM185 129H186V131H187V133H186V131H185ZM3 130V132H1ZM10 130V131H9ZM16 130V131H15ZM29 130V133L27 132ZM32 130V131H31ZM39 130V131H38ZM75 130V131H74ZM123 130V131H122ZM131 130V131H130ZM164 130H165V135L163 136V133H164ZM172 130V132L170 133L169 131H171ZM180 130V131H179ZM184 131V132H182V131ZM25 132V134L23 133H21V132ZM36 131V132H35ZM42 131V132H41ZM49 131V133H47V132ZM74 131V132H73ZM77 131V132H76ZM84 133H83V132ZM101 131H103V132H101ZM113 131V132H112ZM131 132L130 134H128L127 132ZM179 131V132H178ZM19 132V133H18ZM38 132H41V133H38ZM54 132V133H53ZM56 132V133H55ZM79 132V133H78ZM94 132V133H93ZM125 132H126V134H125ZM133 132V133H132ZM168 132V133H167ZM174 132H175V134H174ZM178 132V133H177ZM34 133V135H36V137L34 136V135H32ZM52 133L54 134V135H52ZM60 133V134H59ZM83 133V134H82ZM108 133V134H107ZM118 133V134H117ZM12 134H14V135H12ZM16 134H18V135H16ZM19 134H21L22 136H20V138H22L21 140H20V138H19ZM40 135V137L39 136H37V135ZM47 134V137L45 138V139H47L46 140V144L44 143V140H42L43 139V137H45V135ZM82 134V135H81ZM96 134V135H95ZM106 134V135H105ZM133 135L134 137H135V139H134V137L132 136L131 138L129 137L130 135ZM137 134V135H136ZM170 134V135H169ZM174 134V135H173ZM184 134V136H182V135ZM24 135V136H23ZM31 135H32V137H31ZM50 135H52V137L54 138L53 139V142H52V137L50 138ZM95 135V136H94ZM127 135V136H126ZM137 137H136V136ZM169 135V136H168ZM178 135H180V136H178ZM17 136V137H16ZM30 136V137H29ZM79 136H80V138H79ZM85 136V137H84ZM171 136H177L176 138H177V140H176V138L174 137V139H173V137H171ZM185 136H187V137H185ZM35 137V138H34ZM38 137V138H37ZM82 137V138H81ZM127 137V138H126ZM140 137H142V138H140ZM158 137H164V138H162V140H161V138H158ZM169 137V138H168ZM178 137H179V139H178ZM181 137H183V138H181ZM4 138V139H3ZM51 140H50V139ZM56 138V139H55ZM125 138V139H124ZM145 138V139H144ZM147 138V139H146ZM158 138V139H157ZM171 138V140L169 141V139ZM181 138V139H180ZM2 139V140H1ZM6 139V140H5ZM36 139V140H35ZM69 139V140H68ZM123 139V140H122ZM129 139H131L130 140V143L128 142L129 141ZM140 139V140H139ZM3 140H5V142L3 141ZM14 140V142H12ZM50 140V141H49ZM142 140V141H141ZM151 140V141H150ZM160 140V144L158 143V144H156V142L157 141H159ZM172 140H174V141H172ZM18 141H19V145H17V143H18ZM20 141L22 142V144H23V146H22V144H21V146L25 149H23L21 146H20ZM40 141H42L41 143H43V145H41L40 146ZM49 141V142H48ZM58 141H61L60 142V145L58 144L59 142ZM97 141L99 142V144L97 145L96 143H97ZM122 141V143H120ZM126 141V142H125ZM150 141V142H149ZM163 141V142H162ZM167 141V143H165ZM10 142V143H9ZM35 142V143H34ZM58 142V143H57ZM125 142V143H124ZM149 142V143H148ZM153 142V143H152ZM2 143V144H1ZM34 143V144H33ZM127 143H129L128 145H127ZM133 143H138L137 144V146L135 145V144H133ZM172 143V144H171ZM9 144H10V146H9ZM12 144H13V146H12ZM17 145L18 147H21L20 148V150H19V152H18V150L16 151L15 150V148H13L15 145ZM28 144V145H27ZM54 144V146H52V145ZM120 144V145H119ZM140 144V145H139ZM158 146H156V145ZM163 144V146H161ZM164 144L165 145H167L166 146V150H165V146H164ZM2 145H3V147H2ZM8 145V146H7ZM44 145H46L45 147H44ZM105 145V146H104ZM128 146V148H126L127 146ZM141 145H143L144 146V148L140 151V148L139 147H141ZM33 146H34V148H33ZM40 146V147H39ZM49 147V149H47L48 147ZM95 146H97V147H95ZM142 146V147H143ZM150 146H152V147H150ZM162 148H161V147ZM7 147V148H6ZM17 147V148H18ZM104 147H105V149H104ZM131 147V148H130ZM132 147H134L133 149H132ZM135 147H136V149L137 150H135ZM160 147V148H159ZM173 147H174V149H173ZM176 147V148H175ZM11 148V149H10ZM26 148H28V149H26ZM30 148H32L31 150H30ZM45 148V149H44ZM103 148V149H102ZM146 148V149H145ZM23 149V150H22ZM36 149V150H35ZM39 149V150H38ZM44 149V150H43ZM46 149L48 150V153H47V151H46ZM56 149H57V151H56ZM82 149V150H81ZM90 149H92V151H90ZM126 149V150H125ZM127 149H129L128 151H129V153H128V151H127ZM145 149V150H144ZM148 149V150H147ZM157 149H159V150H157ZM165 150V152H163V151H161V150ZM170 149V150H169ZM177 149H178V151H177ZM179 149H180V151H179ZM3 150V151H2ZM7 150V151H6ZM13 151V153H12V151ZM30 152H29V151ZM50 150V151H49ZM96 150V151H95ZM103 150H105V152L103 151ZM119 150V151H118ZM124 150V153H125V155H124V153H122V151ZM132 150V152L135 154H133L132 155V152H130ZM168 150L169 151H172V153L170 154V152H168ZM17 152V153H15V155H13L14 154V152ZM33 151L35 152V154L33 153ZM46 151V152H45ZM90 151V152H89ZM97 151H100L99 153H95V152H97ZM137 151H139L138 153H137ZM157 151L158 152H160V154L159 153H157ZM174 151V152H173ZM42 152V153H41ZM51 152L54 154L53 156H51ZM103 152V153H102ZM119 152H121L122 154H120ZM140 152H141V154H140ZM168 154H167V153ZM177 152V153H176ZM179 152V153H178ZM181 152V153H180ZM187 152H190V149L187 151ZM12 153V154H11ZM28 153H30V154H28ZM32 153V154H31ZM39 153H40V155H39ZM55 153H56V155H55ZM102 153V154H101ZM157 153V154H156ZM0 154V155H1ZM18 154V155H17ZM26 154V155H25ZM34 154V155H33ZM64 154H65V156H64ZM80 154V155H79ZM86 154V155H85ZM98 154V156H99V154H100V156L98 157V156H96ZM104 154V155H103ZM126 154H127V157H125L126 156ZM164 154V155H163ZM177 154V155H176ZM182 154V155H181ZM12 155V157L13 156H15V158L13 157V159L15 160H13L12 158H10L9 159V157ZM17 155V156H16ZM24 155V156H23ZM69 155H71V157L69 156ZM75 155H78V156H75ZM88 155H90V158H88L89 156ZM93 155V156H92ZM113 155V156H112ZM124 155V156H123ZM132 155V158L133 159H127V161H125L126 160V158H129L130 156ZM141 155H143V156H141ZM158 155V158L156 157ZM166 155H168V157L170 158V160L172 161V164H170V160H169V158L166 156ZM178 155H180L178 158L176 157V156H178ZM36 156V157H35ZM68 156L70 157V158H68ZM97 158H99L98 160H100V164H97L95 161H96V157ZM163 156V157H162ZM171 156V157H170ZM173 156H175V158H174V161H173ZM42 157V158H41ZM50 157V158H49ZM81 157V158H80ZM91 159V161H93V162H95V163H91L90 161L88 162V159ZM111 157H113L114 159H112ZM120 157V158H119ZM141 157V158H140ZM156 157V159H154ZM164 157H166V160L164 159ZM195 157H197L195 154H192V159H194ZM1 158V157H0ZM18 158H20L19 159V161H18ZM46 158V159H45ZM54 158V159H53ZM59 158H60V161H58L57 162V159L59 160ZM80 158V159H79ZM83 158H84V160H83ZM123 158H125V159H123ZM137 158V159H136ZM146 158L148 159V158H150L149 160H146ZM181 158V159H180ZM30 159V160H29ZM47 160L46 162H43V161H45V160ZM51 160V166H52V168H51V166L48 164L50 161H48V160ZM76 159H77V163L75 162L76 161ZM79 159V160H78ZM110 159V160H109ZM136 159V160H135ZM162 159V161L164 162V165H163V163H161L160 164V162H162V161H160L159 162V160H161ZM35 160V162L33 163V161ZM86 160H87V162H86ZM97 160V161H98ZM102 160V161H101ZM116 160V161H115ZM118 160H120V166H119V161ZM150 160H151V163H150ZM165 160V161H164ZM176 160V161H175ZM179 160H180V162H179ZM182 160V161H181ZM1 161H3V162H1ZM8 161H10L9 163H8ZM14 161V162H13ZM16 161H17V163H16ZM23 161V162H22ZM30 161V162H29ZM38 161H42L41 163H39ZM54 161V162H53ZM65 161H66V163H65ZM79 161H81V164H79ZM106 161V162H105ZM159 163H158V162ZM166 161H168L167 163H166ZM191 161V159H189V162ZM5 162V163H4ZM27 162H28V164H27ZM38 162V163H37ZM53 162V163H52ZM85 162V163H84ZM112 162V163H111ZM117 162V163H116ZM125 162H126V164H125ZM130 162H132V163H130ZM136 162H142V166H141V168H139V170H138V174H137V181H131V180H129V174L130 175H132V173L131 172H129L130 170H128V169H130L131 168V166H133V164L135 163L136 164ZM174 162V163H173ZM16 163V164H15ZM21 163V164H20ZM22 163H23V165L24 166H22ZM30 163H32V164H30ZM89 163V164H88ZM99 163V162H98ZM123 163V164H122ZM155 163L157 164H159L161 167H159V165L157 166V165H155ZM169 163V167L167 166V164ZM176 163H178V164H176ZM46 164H47V166H46ZM60 164V165H59ZM72 164V165H71ZM128 164H130L129 165V167H127V165ZM165 164H166V168H169V169H166L165 168ZM7 165V166H6ZM14 165V166H13ZM18 165H19V167L21 166V167H23L22 169H24V170H22L21 168H18ZM39 165V166H38ZM42 165H44L43 167H42ZM49 165V166H48ZM78 165H79V168H78ZM80 165H82V167H80ZM87 165L88 166H90V165H93V166H91V168L90 169H88V167H87ZM96 165V166H95ZM97 165H99V166H97ZM109 165H110V167H109ZM153 165H155V166H153ZM12 168H10V167ZM60 166H61V168H60ZM64 166V167H63ZM122 166H124L123 168H122ZM160 168V169H156L155 170V168ZM5 169H4V168ZM15 167V168H14ZM30 167V168H29ZM33 167V168H32ZM41 168V170L38 168ZM47 167H49L50 168V171H49V168H47ZM84 167H87V170H85L84 169ZM93 167H94V170H93ZM110 169H109V168ZM113 167V168H112ZM155 167V168H154ZM162 167H164V168H162ZM10 168V169H9ZM43 168H45L44 170H45V172L47 171V173H44V170H43ZM83 168V169H82ZM98 168V169H97ZM108 168V169H107ZM125 168V169H124ZM144 168V169H143ZM150 168H151V171H150ZM177 168H179V165H178V167H175L174 169H177ZM51 169H52V172H51ZM68 169V170H67ZM71 169V170H70ZM83 170V172H82V170ZM118 169H120V170H118ZM124 169V170H123ZM144 170L145 171V169H146V171H148V173L145 171V174H143L144 173V171H142L141 172V170ZM17 170V171H16ZM20 170H22V171H20ZM27 170H29V171H27ZM37 170V171H36ZM57 170H58V172H57ZM65 170H67V171H65ZM73 170V171H72ZM79 170V171H78ZM80 170H81V172H80ZM99 170V171H98ZM107 170H109L108 172L109 173H111L110 174V176L109 177H111V183L109 182V180H107V179H110V178H108L107 177V175H105L106 177H105V179H104V174L107 172ZM115 170V172L113 173V171ZM118 170V171H117ZM165 170H166V173H164L165 172ZM168 170V171H167ZM173 170V169H172ZM40 171V172H39ZM68 171H69V173H68ZM72 173H71V172ZM86 171V172H85ZM97 171V172H96ZM103 171V172H102ZM150 171V172H149ZM158 171H160L159 173H158ZM60 172L66 177V179H65V177L62 175V174H60ZM75 172V173H74ZM92 173V175H91V173ZM118 172V173H117ZM120 172V173H119ZM140 172H141V175H140ZM151 172H155V173H153L152 174V176L151 177H149V175H147V174H149V173H151ZM49 173V174H48ZM56 173V174H55ZM58 173V174H57ZM74 173V176L72 175ZM81 173V174H80ZM87 173V174H86ZM98 173L100 174V176H97L98 175ZM31 174V175H30ZM40 174V175H39ZM48 174V175H47ZM52 174V175H51ZM55 174V175H54ZM76 174H77V177H76ZM86 176H85V175ZM115 174V175H114ZM116 174H118L117 176H121V177H115L116 176ZM155 174V176H153ZM165 174V175H164ZM33 175V176H32ZM59 175V176H58ZM66 175H68V176H66ZM71 175L74 177H71ZM151 175V174H150ZM95 176H97V177H95ZM23 177H24V179H23ZM28 178L29 179V181L26 179V178ZM81 177V178H80ZM85 177H86V179H85ZM95 177V179H93ZM115 177V179H113ZM139 177V178H138ZM3 178V179H2ZM9 178H11L10 179V181L8 180ZM21 178V179H20ZM52 178H54V179H56L57 178V181L55 180H53ZM59 178V179H58ZM65 180H64V179ZM68 178H69V180H68ZM71 178V179H70ZM92 180H91V179ZM96 178H97V180H96ZM99 178V179H98ZM121 178V179H120ZM141 178H143V179H141ZM145 178V179H144ZM147 178V179H146ZM148 178H150V179H148ZM7 179V180H6ZM26 179V180H25ZM80 179V180H79ZM85 179V180H84ZM104 179V180H103ZM132 179H134V178H132ZM3 180L5 181V182H3ZM52 180V181H51ZM63 180H64V182H63ZM74 180V181H73ZM81 180L83 181V182H81ZM101 180V181H100ZM105 180H107V183H105ZM116 180H117V182H116ZM126 180H127V183H126ZM140 180V183H138V181ZM141 180L143 181L144 180V182H141ZM7 181H8V183H7ZM11 181H13V182H11ZM19 182V185H17L18 184V182ZM32 182V184H31V182ZM35 181H37L36 182V184L37 183H39V186H38V184H37V186H36V184L34 183ZM56 182V187L55 188H52L51 189V187L50 186H52L53 187V185L55 186V184L54 183H52V182ZM60 183H59V182ZM73 181V182H72ZM85 181V182H84ZM87 181V182H86ZM90 181H92L90 184V186H88V182H90ZM96 181V182H95ZM101 183H100V182ZM104 181V182H103ZM122 183H121V182ZM44 182V183H43ZM49 182H51V183H49ZM58 182V183H57ZM67 182H69V183H71V184H67ZM77 182H80V183H77ZM97 182H99V184L100 185H102V187L99 185V184H96ZM113 182V183H112ZM150 182V183H151ZM48 183V185H46ZM75 183H77V184H75ZM105 183V184H104ZM137 183V184H136ZM30 184L31 185H33V187L32 186H30ZM59 186H58V185ZM60 184H63L64 185V187H63V185H62V188H61V186H60ZM65 184H66V186H65ZM95 184H96V186H95ZM106 184H107V186H106ZM115 185V188L117 187V189H113L114 188V185ZM119 186H118V185ZM126 184H128V185H126ZM9 185H11L10 187H9ZM72 185V186H71ZM74 185V186H73ZM86 185V186H85ZM117 185V186H116ZM131 185V186H130ZM18 186H20L21 188H22V186L24 187V188H20V192H19V187ZM81 186V187H80ZM83 186H84V189H83ZM88 186V187H87ZM123 186V187H122ZM127 186V187H126ZM159 186V187H158ZM158 186H155V188L154 189H156L155 191H156V197H154L155 199H153V202H152V205H151V208H149L150 210V213H152V214H154V213H157L158 211H159V209H157V208H159L160 206H159V204H161L162 202V200L161 199H163V197H165L166 196V194H167V191H168V189L164 186H161V185H158ZM11 187H13L12 189H11ZM16 187H18V188H16ZM28 187V188H27ZM31 187V188H30ZM37 187H39V189L37 188ZM44 187V188H43ZM46 187H47V189H46ZM67 187V188H66ZM79 187H80V189H79ZM91 187V188H90ZM93 187H95L94 188V191H93ZM96 187H97V190H96ZM99 187H101V188H99ZM109 187L111 188L112 187V189H109ZM125 187V190L123 189ZM159 188V189H161V188H164V190L161 192V195L159 194V192H160V190L158 189L157 190V188ZM9 188V189H8ZM26 188H27V192H24V191H26ZM41 188V189H40ZM73 188H74V190H73ZM78 188V189H77ZM119 188H121V190L119 189ZM13 191H11V190ZM30 189V190H29ZM43 189V190H42ZM61 189V190H60ZM69 189H70V191H69ZM85 189H86V191L89 189L90 191H93V194H92V192L90 193V191L88 190L87 191V193H89V194H84V193H86V191H85ZM107 189V190H106ZM120 191H119V190ZM10 190V191H9ZM35 192H34V191ZM48 190L50 191L51 190V192H52V190H55V193H54V191H53V193L51 194V192L50 193H48ZM56 190H57V192H56ZM66 190V191H65ZM99 190V191H98ZM103 190V191H102ZM109 190H110V193H109ZM116 190V191H115ZM162 190V189H161ZM30 191V192H29ZM39 191V192H38ZM43 191V192H42ZM46 191H47V193H46ZM65 191V192H64ZM67 191H68V193H67ZM72 191V192H71ZM81 191V192H80ZM124 191V192H123ZM9 192H11L12 194H11V196H13L11 199L10 198H8V199H6V197H9V195L10 194H8ZM18 192V193H17ZM29 192V193H28ZM32 192V193H31ZM59 192V193H58ZM71 192V193H70ZM115 192H116V194H115ZM120 192L124 195H120ZM163 192L164 193H166V194H163ZM7 193V194H6ZM15 193V194H14ZM22 193H23V195H24V193H27L25 196L28 198L29 196H31V198H29L28 200L27 199H25V200H27L26 202H23V201H25L24 200V198H23V201H22ZM40 193H41V195H40ZM64 193H66V194H64ZM73 193H74V195H73ZM100 193H102V196H101V194ZM108 193V194H107ZM112 193V194H111ZM17 194V196H15ZM20 194V197L18 196ZM29 194H31V195H29ZM47 194H49V195H47ZM56 194V195H55ZM106 195V197H108V198H106L105 197V195ZM113 194L115 195V198H114V196H113ZM36 196L37 197V199H36V197H34L33 198V196ZM45 195V196H44ZM56 196V198H52V196L53 197H55ZM64 195H65V198H64ZM78 195V197H76ZM80 195V196H79ZM88 195H89V197H88ZM94 195L96 196V197H94ZM117 195V196H116ZM161 196V197H158L157 198V196ZM42 196V198H40ZM73 196V197H72ZM92 196V197H91ZM101 196V197H100ZM104 196V197H103ZM121 196H123V198L121 197ZM163 196V197H162ZM19 197V198H18ZM51 197V198H50ZM61 197H63V199H62V201H61ZM71 197H72V201H73V203L71 202ZM81 198V199H78L77 200V198ZM16 198H18V199H16ZM32 198L34 199L33 200V202H31V200H32ZM40 198V199H39ZM49 198V199H48ZM73 198H76V199H74L73 200ZM96 198H97V200L99 199V201H97L96 200ZM105 198V199H104ZM121 198H122V200H121ZM157 198V199H156ZM160 198V199H159ZM5 199H6V203H8V204H12L11 202H13V203H15L13 206V208H15V211H13V208H11L10 210L11 211H13V212H9V210L6 212V210L3 212V208H10V207H12V205L10 206H8V204H6L5 205ZM31 199V200H30ZM54 199L56 200V201H54ZM57 199H59V200H57ZM83 199V200H82ZM90 199H92V200H90ZM94 199V200H93ZM109 199V200H108ZM114 199V200H113ZM14 200H16V201H14ZM18 200V201H17ZM45 200H47V202H45ZM48 200H50V201H52L53 200V202H55L56 204L54 205L52 202H48ZM80 200V201H79ZM87 200H88V202H87ZM95 200H96V202H95ZM104 200H107L106 202L104 201ZM159 201V203H158V201ZM161 200V201H160ZM21 201V203H19ZM59 201V202H58ZM84 201H85V204H84ZM109 201L110 202H112V203H110V204H107V202L109 203ZM125 201V202H124ZM156 201H157V203H156ZM17 202V203H16ZM22 202H23V204L24 205H22ZM42 202V203H41ZM61 202V203H60ZM69 204H67V203ZM78 204H77V203ZM82 202V203H81ZM105 202V203H104ZM115 202H117L116 203V206L114 205L115 204ZM28 203H30L29 205L30 206H28L27 204ZM32 203L34 204L35 203V208L37 207L38 209H36L37 211H38V213L36 212V210H35V212H36V214H37V216L39 217V214H40V216L42 217H40V220L42 219L43 220V222H45V223H47V225L48 226H46L47 228H45V227H43L42 225H44L45 226V223H43L42 222V224H40L41 225V227H40V225H39V223H41V221L39 222V220L37 221V219H38V217L37 218H35L34 216H36L35 214L33 215L32 213H35V212H32V210L34 211V206L32 205ZM43 203H44V205H43ZM49 203H51V204H49ZM63 203V204H62ZM64 203H66L67 205H65ZM79 203H81V204H79ZM104 203V204H103ZM121 203V204H120ZM158 204V205H156V204ZM4 204V205H3ZM18 204V205H17ZM42 204V205H41ZM47 204V205H46ZM48 204L49 205H52L53 207H54V209L56 210V211H54V210H52L53 209V207L51 208L50 206V210H49V207H48ZM62 204V205H61ZM71 204H73L72 206H73V208L75 207L76 209L78 208V210H76L75 211V208L73 209L74 211H72L71 209H69L68 207L67 208H64V207H66V206H71ZM76 204H77V206H76ZM83 204V205H82ZM91 204V205H90ZM128 204V205H127ZM154 204L156 205V207H154ZM19 205H20V207L21 208H23V206H24V211L23 210H21V208L19 207ZM56 205H59V206H61V207H59V209H58V206H56ZM82 205V206H81ZM100 205V206H99ZM117 205H118V208H119V210H115L116 208H117ZM119 205H120V207H119ZM31 206L33 207L32 209H31ZM43 206H45V207H43ZM90 206V207H89ZM99 206V207H98ZM106 206V207H105ZM114 206V209L112 208ZM127 206V208H125ZM20 208V212H22V213H20L19 215H17L18 214V212L19 211H17V213H16V210H18V208ZM27 207L29 208L30 207V211H29V209H27ZM47 207H48V210H47ZM57 207V208H56ZM83 209H82V208ZM102 207V208H101ZM103 207H105V208H103ZM108 207V208H107ZM111 207V208H110ZM130 207V208H129ZM70 208H72V207H70ZM88 208H90V209H88ZM94 208H96V210L94 209ZM100 209V211H99V209ZM117 208V209H118ZM123 208V209H122ZM143 208V209H142ZM141 208V210H140V213H142V215L143 214H146L147 213V209H145V207H142ZM155 208H156V210H155ZM25 209H27V210H25ZM65 209H69V210H67V211H65L64 212V210ZM81 211H80V210ZM87 211H86V210ZM93 209V210H92ZM101 209H103V210H101ZM106 209V210H105ZM113 209V210H112ZM121 209H122V211H121ZM125 209V210H124ZM145 209V210H144ZM153 210V212H152V210ZM170 209H172V208H169V210ZM111 210L113 211V213L111 212ZM115 210V211H114ZM154 210H155V212H154ZM47 211L49 212L48 214H47ZM50 211H51V213H50ZM71 211V212H70ZM87 212V215L85 214L86 212ZM102 212V213H98V212ZM123 211H125L126 212V214H124L125 212H123ZM5 212L6 213H8V214H5ZM40 212V213H39ZM44 212V213H43ZM55 212V213H54ZM58 212H59V215H58ZM61 212H64L63 213V215H62V213ZM95 212V213H94ZM111 212V213H110ZM115 212V213H114ZM3 213L5 214V215H3ZM30 213L32 214L31 216H30ZM43 213V214H42ZM60 213H61V215H60ZM83 213V215H81ZM159 213V212H158ZM158 213L156 214V216H158ZM13 214V215H12ZM15 214V215H14ZM42 214V215H41ZM47 214V216L46 217H44L45 215ZM71 214H73V215H71ZM112 214V215H111ZM118 214H120V215H118ZM2 215H3V217H4V219H2ZM48 215H50V216H48ZM53 215V216H52ZM56 215V216H55ZM60 216V217H58V216ZM69 215V216H68ZM91 215V216H90ZM107 215H109V216H107ZM114 215V216H113ZM116 215V216H115ZM155 215V214H154ZM11 216H15L14 217V219H16V221L13 219V217H11ZM17 216L18 217H21V218H18L17 219ZM29 216L31 217V218H29ZM63 216V217H62ZM65 216H68V217H66V219L67 218H69L70 219V217L73 219V221H72V219H70V220H66V219H64L65 218ZM83 216V217H82ZM88 216V217H87ZM130 216V217H129ZM5 217H6V219L7 220H5ZM33 217V218H32ZM44 217V218H43ZM48 217V218H47ZM58 217V219L57 220H55L56 218ZM78 217V218H77ZM82 217V218H81ZM87 217V218H86ZM113 217H114V219H113ZM15 221V225H14V221H11L12 219ZM26 218V219H25ZM35 218V219H34ZM62 218V219H61ZM22 219V220H21ZM30 219L32 220V222H33V224H31L32 222H30V225L31 226H33V225H35V223H37L38 225H37V227H40L41 228V230H40V228H38L37 230H35V228L36 227H34V229H33V227H30L29 226V221H30ZM51 219H54L55 221H53V220H51ZM61 219V220H60ZM75 219H76V221H75ZM85 219L86 220H88V221H85ZM106 219V220H105ZM134 217H131V219H130V224L132 225V227L133 226H136V228L135 229H137L136 231H134L135 233L136 232H140V235L145 231V230H147L148 229V226L150 225H146V224H144L141 220H138V218H136L134 221ZM3 220V221H2ZM24 221L23 222V224H24V226H26V224H27V222H28V224H27V226H29L27 229H28V232L27 233H25L26 234V238L23 236V235H25V234H23L25 231L23 230V233H22V230H18V229H20L19 228V226H21V224L22 223H20L21 221ZM29 220V221H28ZM45 220V221H44ZM51 220V221H50ZM59 220H60V222H59ZM64 220H66V221H64ZM79 220V222H77ZM83 220H84V222H83ZM112 220H114L113 222H112ZM7 221H8V223H9V221H11L10 223H9V226L8 225H6L7 224ZM50 221V222H49ZM62 221V222H61ZM132 221V222H131ZM138 221V222H137ZM140 221V222H139ZM12 222H13V224H12ZM20 224H19V223ZM70 224H69V223ZM87 222H88V224H87ZM110 222H112V224L110 223ZM143 224H142V223ZM16 223H18L19 224V226H18V224H16ZM56 223V224H55ZM68 223V225L66 226L65 224H67ZM83 223V224H82ZM92 223H93V225H92ZM133 223H135L136 225H133ZM137 223H139V224H137ZM80 224V225H79ZM96 224V229H97V225H99L100 226V229H98V230H96V231H94V229H95V227H94V225ZM101 224V225H100ZM108 224V225H107ZM16 225L18 226V229H14V228H17L16 227ZM65 225V226H64ZM86 225V226H85ZM92 225V226H91ZM108 226V228L110 227L109 225H113V226H111L110 227V229H108L106 226ZM115 225V226H114ZM146 225V226H145ZM8 226V228H6ZM24 226H22V228L23 229H25L24 228ZM26 226V227H27ZM59 226V227H58ZM64 226V227H63ZM72 226H73V228H72ZM142 226H145V228H143L142 229ZM49 227V228H48ZM51 227H53L54 229H55V232L53 233V231H51V230H49ZM57 227H58V229H57ZM29 228H31L32 229V231H31V229H30V231L32 232V235H31V233L29 232ZM48 229L49 231H47V230H45V229ZM53 228H51V229H53ZM63 228V229H62ZM72 228V229H71ZM99 228V227H98ZM106 228V229H105ZM115 228V229H114ZM7 229H9V231L7 230ZM12 229V230H11ZM42 229H43V232H42ZM80 229H82V230H80ZM103 229V230H102ZM114 229V230H113ZM140 229H142L143 230V232H142V230H140ZM20 231V232H18V231ZM33 230H35V232L37 231V232H39L40 231V233H38V234H35V232H33ZM61 230H63V234H62V231ZM67 230V231H66ZM75 232H74V231ZM89 230V231H88ZM101 230V231H100ZM111 231V232H109V231ZM133 230H134V227H133ZM18 232V233H16V232ZM27 231V230H26ZM50 231H51V235L52 234H54V235H52V239L50 240V242H49V240H48V238H45V236L46 237H48L49 236V238H51V235H50ZM60 231V232H59ZM79 231H81L80 233H79ZM85 231H87V233L85 232ZM98 231V232H97ZM100 231V232H99ZM102 231H104V233H102ZM108 233V235L106 234V232ZM14 232V233H13ZM41 232H42V234H41ZM66 232H68V234H66ZM76 232H78V233H76ZM16 233V235L18 234V238L20 239L21 238V241L19 240V239H16V235H14ZM28 233H30V234H28ZM33 233L35 234V235H33ZM47 233H49V235H47ZM60 233V234H59ZM96 233H98V235L96 234ZM23 234V235H22ZM59 234V235H58ZM65 234V235H64ZM86 234V235H85ZM13 235L15 236V237H13ZM27 235H29L30 236V238H31V236L33 237V239H34V241H32L33 239L31 238V241L28 239V241H30V242H28V241H26L25 243L24 242H22V237H24L26 240H27ZM38 235H39V237H38ZM57 235V237H54V236H56ZM74 235H76L74 238L72 237V236H74ZM85 235V236H84ZM102 236V237H100V239L101 238H103V240L101 239V241L103 242L104 240H105V242H104V244L100 241V239L98 238L99 236ZM104 235V236H103ZM137 235H139V233H137ZM140 235H139V238H140ZM5 238H4V237ZM9 236V237H8ZM19 236H21V237H19ZM94 236V237H93ZM63 237V238H62ZM95 237H97L96 239H95ZM12 238H13V240H14V238H15V240H17V241H15L16 243H20V244H18L19 246H15L14 244H15V242L12 240ZM23 238V239H24ZM47 239V240H45V239ZM93 238H94V240H93ZM125 238V239H124ZM120 242H121V244H117L116 246H115V248L118 246V245H120L118 248H117V252L118 253H120L121 251L123 252V251H125V255L128 257L130 254L132 255V253L135 251V249H137V246L136 245H134V246H132L130 243H128L127 241H124V240H126L127 239V237H124ZM74 239V240H73ZM99 239V240H98ZM9 242H7V241ZM12 240V241H11ZM38 240H39V242H38ZM44 240H45V242H44ZM76 240V241H75ZM89 240V241H88ZM24 241V240H23ZM56 241V242H55ZM73 241V242H72ZM75 241V242H74ZM98 241V243L99 242H101V243H99V244H97L96 242ZM124 241V242H123ZM5 242H7V243H5ZM11 242V243H10ZM12 242L14 243L13 245H12ZM28 242V243H27ZM33 242H35V245H33L32 243ZM44 242V243H43ZM47 242H49L48 243V245L47 246H49L50 244V247L49 248H51L52 247V250H50L48 247H46V244H47ZM59 242V243H58ZM65 242H67V243H65ZM72 244H71V243ZM6 246V244L9 246V248H7L8 246H3V244ZM39 243V244H38ZM46 243V244H45ZM54 243H56V245L54 244ZM64 243V244H63ZM74 243V244H73ZM88 243V244H87ZM27 244V245H26ZM41 244H42V246H41ZM43 244H45V245H43ZM72 246H71V245ZM96 244V245H95ZM103 246H102V245ZM23 245H25V246H23ZM31 247H30V246ZM36 245H38V247H39V249H38V247L36 246ZM92 245H93V247H92ZM98 245V246H97ZM99 245H100V248H99ZM104 245H106V247L104 246ZM14 246H15V248H14ZM20 246H22V247H20ZM33 246V247H32ZM84 246V247H83ZM87 246V247H86ZM95 246V247H94ZM109 246V247H108ZM17 247L18 248H20L21 250H23L25 253L24 254H26V256H27V258H28V255L27 254H29V253H31L30 255H29V257L31 258H25V257H23L22 259H20L22 256H24V254H22V255H19V257H18V253L16 252V251H18V249H17ZM27 247H28V249H27ZM43 247H46V248H43ZM98 247V248H97ZM102 247H104V248H102ZM130 247V248H129ZM14 248V249H13ZM35 248V249H34ZM37 248V249H36ZM93 249V251H91L92 249ZM96 248H97V250H96ZM102 248V250H100ZM106 248H108L107 250H106ZM127 248L128 249H130V251H131V253L129 254V250H127ZM132 248V249H131ZM8 249H11V250H9L8 251ZM12 249H13V251H12ZM19 249V253L21 254V252L23 253V251H21ZM25 249V250H24ZM44 249V251H43V253H41V251ZM121 249V250H120ZM124 249V250H123ZM27 250V251H26ZM35 251L36 252V254H34L35 252H33V251ZM37 250H38V254H37ZM40 250V251H39ZM50 250V251H49ZM89 250V251H88ZM99 250V251H98ZM104 250H106V252L104 251ZM10 252L11 251V253H6V252ZM15 251V252H14ZM28 251H30V252H28ZM32 251V252H31ZM102 251V252H101ZM137 251H139V253H138V255L136 256L135 254H136V252ZM90 252V253H89ZM97 252V253H96ZM98 252H100L101 254H103L104 256H103V258L101 257L102 255H98V254H100V253H98ZM126 252H127V254H126ZM12 253H13V255H12ZM16 253H17V255H16ZM110 253V254H109ZM3 254V255H2ZM7 254H9L7 257H6V255ZM14 254L16 255L15 257H14ZM34 254V255H33ZM50 254V255H49ZM63 254V255H62ZM94 254V255H93ZM12 255V256H11ZM41 255V256H40ZM63 257H62V256ZM135 255V256H134ZM3 256H4V258H3ZM21 256V257H20ZM33 256V257H32ZM91 256V257H90ZM126 256L124 257V258H126ZM133 256L136 258H134V260H130V259H132L133 258ZM141 256H143V255H141V253H140V250L139 249H137L134 253H133V255L132 256H129L128 257V259L126 258V262H128V261H131V262H128V264H135V262H136V264H137V261H138V264H157L156 263V260H155V258H144V256L142 257V260L140 259V257ZM5 257H6V260L4 261V259H5ZM14 257V258H13ZM17 257H18V259H17ZM41 258V260H40V258ZM76 257V258H75ZM87 257H88V262H86L87 261ZM90 257V258H89ZM102 259H101V258ZM132 257V258H131ZM13 258V259H12ZM25 258V260L23 261V259ZM9 259V260H8ZM95 259V260H94ZM96 259H99V260H97V262H96ZM113 259V258H112ZM139 259V260H138ZM149 259V260H148ZM154 259V260H153ZM12 260V261H11ZM31 260L32 261H34V262H31ZM93 262H92V261ZM100 260H102L101 262H100ZM140 260H141V263H140ZM149 261V263H148V261ZM8 261H9V263H8ZM28 261V262H27ZM73 261H75L74 263H73ZM146 261V262H145ZM153 261H155V262H153ZM11 262V263H10ZM26 262V263H25ZM115 263L114 264H124L123 262H124V260L122 259V260H120V259H117V261H114ZM119 262V263H118ZM126 262H125V264H126ZM3 263V264H4ZM14 263V264H15ZM21 263H16V264H21Z\"/></svg>",
	"mask_w": 264,
	"mask_h": 264
}]
</instances>
